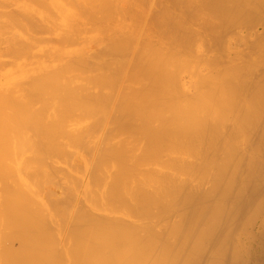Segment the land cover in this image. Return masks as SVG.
Here are the masks:
<instances>
[{"label": "bare ground", "instance_id": "1", "mask_svg": "<svg viewBox=\"0 0 264 264\" xmlns=\"http://www.w3.org/2000/svg\"><path fill=\"white\" fill-rule=\"evenodd\" d=\"M4 1L5 0H3V2ZM12 1H14L15 3L18 2L17 0H12ZM23 1L25 2V0H23ZM23 1H22V4L19 3L20 7L23 5ZM32 1H34V0H32ZM45 1H47V0L34 1L36 4L40 3L39 5L35 4V6L36 7L38 6V8L40 7V9L42 8V10L45 9V11H46V9L50 6L49 5L47 6L48 2L46 3ZM64 1H67V0H63V2ZM73 1H74V3H75V1L77 2L74 4L75 5L74 9L75 10L77 9V11L80 12V13H78V12L73 13V11H72V13L76 16V19H77V13L79 15H83V17H84V13H87V16L89 14L90 15H89V18H87V17L86 18L88 20L93 19V20H91V21H93V24L97 21V20L95 21V16L98 13H102V16L101 15L100 16L102 18L108 20L110 18L109 15L113 14L112 13L113 9H111V11L109 9L111 7L113 8V4H115L114 2L112 3L113 0L111 2L109 1L108 3H106L108 0L107 1H105V0H89V1L83 0L86 2V4H83V2H81L80 0H73ZM129 1L126 0L125 2H129ZM131 1H133V0H131ZM135 1H136V3L138 2V0H135ZM5 2L8 3L9 0H6ZM20 2H21V0H20ZM28 2L29 1H27V3ZM34 2H32V3L34 4ZM41 2L42 3L45 2L44 4H46L47 7H45V5H43ZM68 2H69V0H68ZM87 2H88V6H87ZM115 2L118 4L119 0H116ZM120 2H122V1L120 0ZM141 2H142V0H141ZM217 2H219V1H217ZM224 2H223V6H224ZM234 2L235 3L237 2L238 3L237 5L244 4L243 10L247 14V16L249 15V17H252L254 20H251L250 18H249V21L246 20L247 24L244 28L245 33H244V35H242V38H243V42H242L243 45L242 46H244V44H245L244 47L246 49V52H245L244 56L242 55V58L239 57L242 61V63L238 62V64L241 66L240 75L237 76L234 84L231 83L233 85H230V84L225 85L224 84L223 86H221V88H218L216 85L217 89L215 91L217 92V94L214 93V95H220V99L223 98L222 95L224 94V92L230 93L231 96L230 97L225 96L224 101L218 100L217 99L218 96H217L216 100L214 99L216 102V105L214 103L215 110L219 115V116L217 115V119H215V120L210 119L208 116H206L209 112L206 114L204 113L201 116L199 111L200 112L202 111V109H201L202 107L199 106L200 107V110H199L197 107L198 105L196 106V103L194 106L192 105L193 107H190L189 104L187 103L188 99L186 100V98H185L186 103H185V101H183V103L182 102L181 103L183 105L186 104L187 108L184 106L179 108V107H175V106L171 105V108H168L170 114L167 117H166V115L161 114V112H152L151 113L150 108L152 106L149 107L148 103H153L154 100L152 99L153 96L150 97L149 94L151 93V91H154V90L159 91L158 92L159 94L161 92H163V90H161V88H163V85L162 86L160 85V80L161 81L163 80L161 78L162 68L159 66L160 64L163 63L162 57L158 58L160 55L158 56V54H156L154 52H153L154 54L150 53V52L148 53L147 52L148 49H146L147 45L145 43L140 45L137 42L139 38L143 42H146L148 40V36H146L145 33H142L140 35V37L133 36V34H132L133 31L128 30L127 26H125V25L123 27L118 26L119 28L118 27L115 28L114 33H112V31L110 29V24L105 25L104 23H102V21H104V20H101V17H98L99 18V20H98L99 24H101L103 26L105 25L106 29L109 27L108 33H107V31H105V29H100L101 31L104 30L106 32V34H108V37L105 39H108L109 43L103 42L105 44L100 49L103 50V48H105L104 47L105 45L107 48L96 54L95 59H97V62H95V60H93L94 58L93 59L91 57L90 58L92 59V61H94V63H96V68L98 69V71H99V69H101V70L103 69L102 72L104 70H105V73L107 72L106 74L100 73L99 76H103L102 80L106 83L105 87L107 85L110 86L109 87L110 89L108 88L110 92H108V93L112 92L111 86L113 84L110 85L107 83H110L112 79L115 80L116 78L119 79V78L123 77V78H125L124 80L127 83L128 80L132 81V78H137V85H138V88H136L137 86L135 85L134 90H132L131 88L128 89V91L123 90L122 92H126V93L122 97L115 96V100L113 102H111V101L106 102L102 107V112L104 113V115L107 114L108 117L112 116V118H114L117 115L122 116L124 118L125 123L130 124L131 122L133 123V121L135 123L137 122V127H135L136 131H138L142 135V137L143 136L147 137L146 138L147 148H146V150L145 149H143V150H145V153L147 156V161L149 158V161H152V163H150V168H148L149 167V164H148L147 172H141L139 170H142V169L138 170V168H137V163H139L138 162L139 160L130 162L131 160H133V159H131L132 157L135 158L134 156H132L133 154L130 155V153H129L128 157L131 156L130 158H127V156H124L128 152L127 148L124 149L125 147H123L124 151L127 150L124 152L123 150H121L120 145H119L120 148H118V147L116 148V144H115L114 149L113 148L111 150L109 149L111 151L110 152V151H108V149H107L108 147L106 145V147H107L106 151L111 153V154L108 153L109 155L114 154L113 156L116 155L117 157H119V160H118L119 162L117 165L119 170L117 167H114V168H117V170L119 171L117 173H119V174H118L117 178L115 176H113L114 173H112V172H113V170H116V169L112 168L113 165H115V164L112 165L110 163L113 159L112 156H110L112 159L109 163H110V165H112V167H109L110 166L109 164H108L109 165L108 167H109V169L110 168L112 169V170L110 169L111 173H112V174L110 173V175L116 179V181L114 179L115 184H114V181H111V180H113L112 179L113 177L111 178V176H109V175L108 176L111 179L110 183L109 182L104 183V181H106V179L107 180L109 179L108 176H105L109 172H106L107 174L102 172L101 176H103V177L105 176V178L102 177V180L101 179H99V180H101L102 183L105 185L109 186V184H110V187H111V185H114V186L111 187L112 190H110V188H108L110 192L107 191L108 193H106V194L104 191H102V192H104V194H103L101 192V190H99V188L97 187L98 190L103 194V196L104 195L106 196V197L104 196L105 198L103 197V199H106L105 201H103L101 199L102 194H99L98 193L99 191H97L98 195L96 194L94 196H100L101 204L104 203V204H102V207L103 206L105 207V205L109 204L108 202L112 201L111 203L114 206L112 205L111 209L112 210L115 209V210L110 211L109 214L106 213L103 215L102 214L100 215V212L98 213V211H97V213H94V210L96 208L97 209L99 208L101 210L100 204H98L100 202L99 201V202H97L99 207H96L95 209L91 208L93 210V211H91V212H93V214H94L93 215L92 213L89 212L90 210L85 212V210H84L85 204H84V207L80 206L84 202H82L80 205L78 204L80 207H82V209H81L80 213H78V211H77L76 213H78V214L74 215L71 218L69 217L71 220L70 221L71 227H68L69 230L66 229V231L68 230L67 235H69V233H71V235L69 237L71 242L68 239V243L70 242V246L67 244L68 245L67 246L68 248H66L68 250V251H66L67 256H66V258H64V260L66 259V264H264V221H263L264 218L260 217L261 213L262 212L264 213V0H246V1L245 0H234L233 3ZM25 3H24V5H25ZM32 3L30 2L29 4H32ZM65 3H67V2H65ZM79 3H81V4H79ZM110 3L112 5H109ZM219 3H217V5ZM29 4L28 5L26 4L27 8L29 7ZM77 4H79V8H77L78 6L76 7ZM5 5H7V7H8V4H5ZM26 5H25V10L21 9L20 7L17 6L18 10L16 7V10H14V12L15 11L17 12L20 10H22V11L24 10V12H26V9H27ZM53 5L55 6V4H53ZM65 5L67 6V4H65ZM69 5L70 4H68V6ZM80 5H81V8H84V9H81ZM136 5H138V4H136ZM140 5H142V3L139 4V6ZM143 6H144V3H143ZM0 7H1L0 13L3 11L1 13L0 17L3 15L6 16L7 14H8L7 17L8 16H10V18L13 17L12 18L13 20H11V22L14 23V21H15L16 25H15V23L13 25L16 26L15 27L16 30H18L19 28L21 29L22 26H23V29L25 30L24 26L28 25L27 27H30L31 23H33L35 26L38 27L37 31H35L37 27L34 29L35 26L32 25V27H30V28H32V30L30 28H28V30H29L28 33H27V27H26L25 32L23 29H21L27 36L30 35V33H29L30 31H31V33H32V31H35L30 36H28V38L23 37V38H27V39H23L19 35L14 36L17 33H16V31L15 32L12 31L13 25L11 26L12 23L10 21H8V19L10 20V18L0 19L2 21V23L0 22V25H2V27L0 26V29H2L4 31V29H5L4 27L8 28V29H5L4 35L8 34L9 36H11L13 34L12 37H9L11 40H9V38H6V37H8V35L7 36L5 35L6 37L4 39H2L4 37V36L2 37L3 34L0 35L1 36L0 38L2 41V42L0 41L1 44L4 43L5 39L9 40V42H7V40L5 41L7 43V45H9L8 50H7L8 46H6L5 43L3 45L4 48H2L0 46V48L4 49V50L1 49L2 52H6V54L0 53V55L3 56L2 54H5L4 56L7 58L8 57L11 58V56L13 55L12 58H15V59H18V57H20V56L23 57L25 55V56H27L26 58L24 57L26 60L25 62L29 61V60H27V58L31 54L37 53L35 55H37L38 57H35L33 55H31V56H33V58H39L40 57V59L41 58L43 59L44 57L48 58L51 55V52L55 53L56 50L59 51L60 47L62 48V50L64 48H66L65 46L68 47L69 44L66 45V43L71 44L72 42H70V41H74V40H70V38L72 36L71 33L73 34V32H74L75 35L77 36L76 32H78V30H79V29H77L78 28L77 26H79V22H81L80 20H78V22L75 21L76 24L73 23L76 27V32H75V28H72L73 32L70 31L69 29H67L70 31L69 32L70 34H68V35H71V36H68V37H70V38H68V41L70 40L69 42L67 40H66L67 42L64 40L65 34L62 36V38L60 35L62 42L60 41V38H58V36H57V38L59 39L60 43H62V45H60V44H59V46L57 45L58 49H56L57 47L55 48V46H54V48H53V45L51 43L52 48H50V49H52V51L51 50L49 51L48 56H46L48 51H45V49H44L47 44L44 47L42 45L41 47H43V48L41 50H44L45 52H42L40 50L38 52H40V53L42 52V53H44V54L46 53V54L43 57H41L42 54L39 53L40 54L39 55L38 52H35L34 50L32 51V48L35 46V43H33L35 41H33L34 38H32V36H33V34H36V32L38 33V31L44 30L43 27H42L43 29L40 27L43 25L42 22H44L43 19L46 18L45 17L46 15H44L42 13V21H41V25H40V23H39L40 20H38V22L36 21V18H38L37 17L38 15L35 16L36 14H34V16H33V14H29V16H27L28 15L27 12H26V15L24 12H20V14H19V12H17V14L21 15L20 17H17V14L12 16V14H14L13 12L12 13L9 11H8L9 13L6 12V10H4V8H6V7H4V8H3V6H0ZM19 8H20V10H19ZM70 8H73L72 3H71ZM141 8H142V6H141ZM146 8H147V6H146ZM1 9H2V11H1ZM31 9H36V8H30V9L28 8L27 10H31ZM36 10L35 11L33 10V11L38 12ZM42 10H40V12H43ZM48 10H51V11H48ZM48 10H47L48 12L46 11L47 13H50L49 15L47 14L48 25L51 24V26H52L55 23V25L52 26V27H54V29H55V27H60L61 25L56 26L55 20H58V18H55V16H54V15H56L55 10H54V15L52 16L53 18L51 17V15L53 14V10L51 9V7H50V9L48 8ZM84 10L85 11L87 10V12H83ZM107 10L110 12L109 15L107 14V12H108ZM144 10H146V9H144ZM220 10L218 9V11H220ZM4 11L6 14H4ZM45 11H44V13H45ZM57 11H60V10H57ZM97 11H98V13H97ZM103 12L106 13V15L109 18L108 17L105 18L104 17L105 14ZM229 12L230 11L228 10V12L226 14H228ZM60 13H62V12H60ZM141 13H143V12L141 11ZM69 14H70V12H69ZM4 16L2 18H5ZM23 16L25 19L26 18L28 19V20L26 19L28 23L31 21L30 25L26 24V22H25L26 25H23L24 24L22 21V19H24V18H22ZM25 16H27V17H25ZM66 16H70V15H66ZM29 17H30V20H29ZM50 17L54 21L51 20V22L49 23ZM152 17H153V15L150 18H152ZM17 18L18 19L21 18L20 20L22 21V25L18 24V22L19 23H21V22H20V20H17ZM31 18H34V19H31ZM73 18H75V17H73ZM73 18H69V19H73ZM84 18H81V19L87 20ZM69 19H66L65 23L67 22V20L69 21ZM3 20L4 21L7 20L8 22L5 21L6 24L3 25ZM154 20L159 22L162 20V18L159 19V16H157L156 18H154ZM91 21H87V22L85 21L86 23L90 24V25H88L89 27H91V25H93V24L89 23ZM100 21H101V23H100ZM136 21L138 23L139 18L136 19ZM228 21H231V20H228ZM52 22H54V23H52ZM7 23L10 27H8ZM69 23H70V21L66 23V24H68L67 25L68 27L70 25ZM82 23L83 22H81V24ZM98 23L94 24V25H96L95 28L98 26V28H96L97 30H99V28H102V27H100V25ZM48 25H46V23L44 22L43 26L44 27L47 26L45 28L46 31L51 29L50 33H52V31H55L56 29H58V28H56L54 30V29L50 28V26H49V29H47ZM244 25H245V23H244ZM73 26H71V27H73ZM82 26L86 27L87 25L83 24ZM105 26H104V28H105ZM65 27H66V25H65ZM81 27H79V28H81ZM92 27H94V26H92ZM92 27L89 29H92V32H94L93 29H95V28H92ZM39 28L41 30H39ZM238 28H241V27H238ZM2 30H1L0 34L3 33ZM6 30H9V31H6ZM60 30L66 31L65 28L64 29L61 28ZM81 30H80V33H81ZM8 32L12 33V34H9ZM66 32H68V31H66ZM90 32H91V30H90ZM99 32L100 31L94 32V36H95V33H99ZM20 33H21V31H20ZM59 33L60 32L58 31V34ZM63 33H65V32H63ZM25 34L22 33V36ZM47 34H49L48 31H47ZM60 34H62V32ZM79 34H78V36H79ZM99 35H102V34H99ZM66 36H67V33H66ZM87 36H84V38ZM16 37H18L17 38L18 40L16 39ZM33 37H35V35ZM36 37H38V36H36ZM36 37L34 40L37 39ZM39 37L42 38V36H39ZM39 37H38V39H40ZM53 37H55V36H53ZM72 37H75V36H72ZM77 37H76V39L74 38L75 41L77 40ZM80 37H78V38H80ZM13 38L16 39L17 41L15 40L16 41L15 42ZM20 38H22V39H20ZM47 38H46V40H47ZM84 38H82V39H84ZM99 38L101 39V37H99ZM19 39H20V41H19ZM28 39L29 40L32 39L33 42L29 41L31 44L27 43ZM43 39H45V38H43ZM66 39H67V37H66ZM23 40H24V43H22ZM63 40L66 43L63 42ZM12 41H14V42H12ZM108 41L106 40V42H108ZM36 42H38V40ZM40 42H41V40H40ZM81 42L83 43L84 41L82 40ZM85 42H87V38L85 39ZM88 42L90 45L91 40ZM93 42H94V39H93ZM95 42H96L95 44H97V41H95ZM10 43L11 44L14 43L13 44L14 47H12L13 45H11ZM16 43H20V44L15 45ZM41 43H45V42L43 41ZM99 43H102V42H99ZM25 44L27 47L23 46ZM63 44L65 46H63ZM107 44H108V46H107ZM28 45H29V47H28ZM86 45L84 44L83 46L86 47ZM30 46L31 47L33 46V47L30 48ZM72 46L76 47V45L73 43H72L71 47ZM80 46H82V45H80ZM22 47L24 48L23 50H22ZM49 47H51V46L49 45ZM61 48H60V50H61ZM77 48L78 47H76L74 49H76V51H77ZM9 49H11V50H9ZM27 49H30L32 51V53L30 51H28ZM79 49H81V47H79L78 50ZM1 50H0V52H1ZM47 50H48V47H47ZM65 50L67 53L70 52V51L69 52L67 51L68 49H65ZM21 51H23V55H22V53H20ZM61 51L59 52V54L62 55V56H60L61 58H59V56H57L58 55L57 51H56L57 52L56 55L54 54V58L57 56L60 60H55L53 58V56H51V57L55 61H61V59H62L63 62H66V60L69 62L70 61L69 58L73 57L72 59H75L76 61L73 60L74 63H71V62H69L70 64L67 63L69 66V70H70V66H72V65H73L72 67H75L76 65L81 66L83 64L84 59L81 58V56H82L81 54H78L79 57H78V55H76L77 57H74L75 55L71 54L74 56L70 57V55L68 54L69 55L68 56L67 53L65 52L66 57H69V58H67L64 61L65 55H63L61 53ZM150 51H153V50H150ZM12 52L14 54H16L18 57L15 55L17 57L16 58L14 56V54H12ZM17 52H19V53L17 54ZM81 52H83V51H81ZM232 52H233L232 50H229L228 53L224 56L225 62L223 64V67L226 65V67L224 69H226L228 65L230 66L233 62L232 59L230 58V56H231L230 54ZM27 53H29V54L27 55ZM19 54H21V55H19ZM155 54H156V56L154 57ZM110 55H112V56H111V58H109V60L107 62V58L110 57ZM114 55H117L118 57L120 56V59L116 58L117 56L115 57ZM63 56H64V58H63ZM83 56H88V55H86V53H85V55H83ZM234 56H236V55H234ZM57 57H56V59H58ZM104 57H106V61L103 60L104 63H102L100 61V59H103ZM112 57L116 58L115 61H114V59H112ZM12 58H11V60H12ZM76 58H79V59H76ZM84 58L87 59L88 57H84ZM28 59L31 60L32 57L28 58ZM45 60L47 61V65H50V64H48L47 59H43V61H41L42 65H43V62ZM54 60H53V62H54ZM227 60L229 61V63H227ZM238 60L239 59L236 58L234 61H238ZM2 61H3V59L0 60L1 63H2ZM6 61L7 60L3 61L2 64L0 63L1 64L0 68H2V66L9 65L8 62H10V66L11 65L14 66V64H15L14 60H13L14 64L13 63L11 64L10 59L7 62ZM98 61H100V62H98ZM109 61H111L113 63L112 66H110L111 62L109 63ZM154 61H156V62H154ZM4 62H6L7 64L5 63V65H3ZM25 62H23V64H24L23 66L30 67V64L25 65ZM49 62H50V60H49ZM61 62H59V63H61ZM63 62H62V64L64 65V68H65L67 66V64L65 66V64ZM31 63H32V60H31ZM98 63L99 64L102 63V64L99 65ZM20 64H22V62L19 63V65ZM56 64H58V63L56 62ZM239 65H238V67H239ZM58 66L61 67L60 64ZM35 67H37V66H35ZM41 67L42 66L40 65V68ZM52 67H53V65H52ZM52 67H51V69H52ZM64 68L62 66V69H61L62 73H63ZM90 68H92V67H90ZM33 69H34V67H33ZM49 69L50 68H48V70ZM51 69L47 72H45L46 69L42 70L45 73L38 72V75H35V76L29 74L32 78L27 76L28 79H26V77H25L24 78L25 80L23 79V81H26V83L21 81V79H19L20 84L23 82V83H25L24 85L23 84L18 85L19 81H17V80H18V78H20L19 76H18L17 80L16 79H15V81L13 80L14 83L16 81L18 83L17 84H11L10 82H12V81H10V80H12V79L8 76L9 75L8 74V75H6V77L8 76V78H10V79H8L10 82H7L8 80L5 79V80H7L6 82L9 83L7 86H9V87L13 86V88H17V89H12L11 87L10 88L8 87L9 89L6 88L7 90H5L3 87L4 85L1 86V87H3L4 90L2 88H0V111H1V109L5 110V108H6V110L7 109L10 110L9 112L7 111V115L2 113V111L0 113V157L2 156L0 158V162L1 161L3 162L7 158V161H11V162H9V163L5 162V161L4 162L6 163V165L8 164L9 167H11L12 165L15 166V164L13 163L14 162L13 160H15L18 156V155H14V156H16L14 159V158H12L13 156L11 157V154H14V153H17V154L24 153L25 154V152L29 151L30 149L31 150L33 149L32 151L30 150L31 151L30 156L28 154L27 155L25 154V156H26L25 159H28L27 161H30L33 158H37L38 154L40 157L41 156L40 152L44 149L43 150L44 153L46 151L45 154H47L45 156V158L47 156L49 158V159L46 158L47 160L50 161V158L52 157L51 158L52 160H53V158H55L57 161L59 159V162H61V164L65 163L64 162L65 160L64 161H60V160L61 159L63 160V157H61V155H63L64 158H65V156H67L64 154V152L68 153V151H67L68 148L62 151V149H64L66 146L65 143L68 140L67 136L72 137V135H75V133H77L73 138H71V137L69 138V139H71V140H69V142H72L74 139L76 141L79 140L78 141L79 143L76 141H73L72 143L75 142L73 145L71 143H68V142H67V144L75 147V148L72 147V149H76V147L78 148L80 146V142L82 141L81 137H83L85 135L84 129H87L85 132H87L88 129L91 130L90 129L91 128L90 126H92L91 124H93V122L98 119L97 118L96 120L92 121L93 115H90L91 111H88V110H92V109H89L88 105L90 104V108H91V102L93 103L94 102L93 100L97 101L98 103H104L103 102V96L101 97L102 100L98 94H96L95 96L94 95L91 96L92 94L89 95V93H88V91L91 90V89L89 90V86H87L88 88H86L85 85L81 87L80 84L74 83L75 86L76 85L79 86V87H77V89L79 88L78 91L82 92V90H83V92L84 91L87 92L86 93L87 96L85 95V93L82 94L79 92H78L79 93V95H78L76 92V89L75 90L72 89V88H74V86H72L73 84L71 86L68 85V84H70L69 81L71 79H69L68 76H66V74H67L66 71L67 72L69 71V70H67L68 69L67 67H66V70L64 72V73H66V74H64V76H66V78H68L69 80L68 79L66 80V78H65V80L62 81L64 85L60 84V86H59L57 83H59V81H60L59 78H62L63 76L61 77L62 74L60 75L59 73L56 72L58 70L56 67L54 68V70L56 69V71L51 70ZM11 70H12V68H11ZM59 70H58V72H61ZM23 71H24V69H23ZM72 71L74 73L73 68H72ZM76 71H78V69ZM79 71L81 72V70H79ZM20 72L21 71H19V73L18 72L17 73L20 74ZM24 72L26 73L27 71L25 70ZM35 72L37 73V71H35ZM91 72H93V71H91ZM91 72H90V74H91ZM56 73L59 74V76H60L59 78H56V77H58V75L56 76ZM68 73H70V71ZM96 73L98 75L99 72H96ZM15 74L13 76H15ZM80 74H82V73H80ZM90 74H88V75H90ZM73 75L74 74L71 75V73H70L69 77L71 76L73 79ZM16 76H15V78H16ZM78 76L83 77V75H78ZM93 76H94V74H93ZM0 77H1V73H0ZM75 77H76V79L78 78L77 76L74 75V78ZM222 77H219V78H222ZM3 78H2V80L5 82V80ZM55 79H58V81H56ZM88 79L85 80V82L88 83L89 82ZM1 81H0V83H1ZM65 81H67L69 83L68 84L64 83ZM98 81L100 83L103 82L101 80H98ZM228 81L229 80L227 79V82ZM230 81H232L231 78H230ZM162 83H163V81H162ZM216 83H217V81H216ZM223 83H226V82L224 81ZM128 84H130V83H128ZM133 84H136V83H133ZM66 85H67V87L68 86L69 87L67 88ZM90 85L92 86V85H96V84H90ZM115 85L117 87V84H115ZM7 86L5 85V87H7ZM61 86H63L64 90H62ZM21 87L24 88V90H23V91H25L24 96L22 95L23 92L21 93L22 90L19 92V90H20L19 88H21ZM83 87H85L86 89L84 90ZM95 87H97V86H95ZM57 88H59V89H57ZM66 88H67V90H66ZM69 88L72 90H69ZM87 89H88V91H87ZM94 89L95 88L92 87V90H94ZM106 89H107V87H106ZM47 90H49V91H47ZM57 90H59L60 93H58ZM61 90L63 92H61ZM99 90L102 91L101 88ZM17 91H18V93H17ZM43 92H44V94L40 95V93H43ZM95 92H93V93H95ZM57 93H58V95H60L59 97L57 96ZM64 93H65V95H63ZM154 93H155V91H154ZM48 94L51 95L50 97H52V99L49 96H47ZM105 94L107 96V92ZM61 95H63V96H61ZM88 95L90 96V99L88 98ZM31 96L32 97L35 96L36 99L32 100ZM53 96L55 98L57 96L56 100L57 99H60V100L56 101L54 99L56 101V103H55V101L53 100V98H54ZM82 96L83 97L86 96L87 98L86 97L83 98ZM160 96H161V94H160ZM41 97H44V99L42 98L44 101L46 100L45 98H47V97L50 98L51 100H53V102L50 101V103H51L50 105H48L49 99H47L45 101V102L48 101L47 106H48V108L50 107L49 109H51L52 105H53L52 107H54L55 104L58 103L56 106L57 111H58V108H60V110H61V107H58V106L63 107V105H62L63 103H65L66 106L68 104H72V109L74 106L75 107L78 106L77 107L78 109L75 107H74V109H76L75 110V116L78 115L79 117L77 118V116L75 117L74 115H71V114L70 115H71L72 119L77 118V119H75V121H77V122H79V121L81 122V120H82L83 126L80 124L82 126V128L79 126V123H77L78 127H76L77 129H79L78 130L79 133L84 127L81 134H79L78 131L76 132V128L74 127V125H76V122L72 120L73 122H75V124L72 122L74 125L70 122L71 119L69 118V115H67V113L69 114V112L66 111V109H67L66 106H65L66 109L62 108L61 111H65L66 112L65 114L68 117H65L66 115L63 112H61L60 115L56 114V116H54V114L58 113V112H55L56 110L51 112V111H49V109H46L47 107H45L44 113L46 114V116L50 115L49 113L48 114L46 113L47 111H49L52 113V115L54 117L50 118L48 116L49 120H47L48 118L46 119V116H43V119H41L43 113L41 115L40 112H37L39 110L38 108L41 105L40 103H43V100H41L42 102L40 101ZM194 97L195 96L192 97L193 99L192 98H189V99L192 102H195ZM30 99H31L32 103H34L33 102L34 100L36 103H37V101H40V102H38L40 105L39 104H37L38 106L36 105L38 108L37 107L35 108V106H34L35 103L31 106L32 103L29 101ZM74 99H77V100H74ZM86 99L89 102L86 101ZM104 101H105V98H104ZM191 101H189V103H191ZM60 102H62L61 105H60ZM198 102L200 103V101H197V104H198ZM205 102L206 101H204L203 103H205ZM218 102H222V103L224 102L225 105L222 104V106H220V105H218ZM29 103H31V104L29 105ZM52 103H54V104H52ZM86 103L87 104L89 103V104L87 105ZM174 103H176V102H174ZM177 103L179 104L180 102H177ZM177 103L175 105L178 106ZM147 104H148V107L146 110H144V108ZM154 104H155V102H154ZM45 105L46 104L42 105V107ZM214 105L212 104V106H214ZM33 106H34L35 110L31 108ZM79 106L81 107V110H79ZM95 106H98V105L96 104ZM154 106H157V105H154ZM179 106H181V104H179ZM202 106H203V104H202ZM42 107L40 109L43 110ZM68 107H69V109L71 108L70 105H68ZM63 109H65V110H63ZM74 109L73 110L70 109V111H73L72 114H74ZM93 109L95 110V112L97 111L95 108H93ZM51 110H53V108ZM209 110L211 111L212 109H208L206 111H209ZM77 111H79L81 113H79ZM165 111H168V110L166 109ZM41 112H43V111H41ZM53 112H55V113L53 114ZM86 112H89V113H86ZM102 112H100V113H102ZM197 112H198L199 116H201L198 119V121L196 120L197 115H198ZM62 113H63V115H62ZM154 113H157V115L153 116ZM2 114L6 115L8 118L6 117V119H5V117ZM8 114H10L11 117L8 116ZM84 114H86V115L84 116ZM88 114H89V116H91V118L88 116ZM40 115H41V117H40ZM61 115H62V117L65 115L64 116L65 118L64 117L61 118ZM95 115L96 114H94L93 118H96ZM213 115L216 117V114H213ZM213 115H212V117H213ZM58 116H60L59 118H61L63 121L64 120H65V122L68 121V125L70 122V125L71 126L73 125L72 127L71 126L70 127L72 129H74L73 131L75 133L70 132V131H72V129L67 130L69 128L68 126L67 127L64 126L66 129L62 128V129H60V131L56 130V129L60 128V126H59L60 123H58L60 120L57 122L58 125L54 124L55 126L57 125V127H53V123L50 122V120L54 119L53 121H55V118ZM84 117H86V119H85L86 121H88V118H90L92 123L85 122V124H83L84 123L83 122ZM100 117H101V115H100ZM154 117H156V118H154ZM44 118L46 121H49L50 124H48L47 126L50 125V129L53 127L57 132H59V133L61 132L60 134H63L62 131L66 132V130H67V132L68 131L70 132V133H67L68 135H66L67 140H65V134H64V136L61 135L63 137V141L65 140L64 145H62V143H60L61 141L59 142V145L61 144V146H63L64 148L63 147L61 148V146L57 147L59 150H61V152L58 151L57 148H55V146L58 144L57 141L62 137L59 134L58 135L59 139H57V141H56L55 137L57 138V132H55L56 133V135H55L54 134L55 130L53 128L52 129L54 130L53 131L54 135H48V134L52 133L51 132L52 130L50 131V129H49L50 133L48 130H46L48 127L46 126L47 122L44 120ZM152 119H154V120H152ZM155 119H158V121L159 120L160 121L156 122ZM57 120H58V118H56V121ZM131 120H133V121H131ZM41 121L44 123H42ZM135 123H133V124H135ZM152 123H156V124L158 123V125H154V124L152 125ZM64 124L65 123H63V125ZM86 124H87V126L90 125L89 126L90 128L87 127ZM94 124H95V122H94ZM43 125L47 128L45 129L43 127ZM51 125H52V127H51ZM61 127H63L62 124H61ZM23 128H25V129L30 128V130H31L30 132L33 131V133H31L32 135L35 133V136H34L35 138H33V139H34V142H36V143L31 142L30 139H32V137H33L32 135H30L31 138L28 137V139L27 138L25 139L23 137L25 135L24 132H26L25 130H24V132L22 131ZM95 129H96V127H95ZM98 130H99V128H98ZM132 130H133V127H132ZM41 131H44V132L41 133ZM100 131H99V134H100ZM136 131L134 133H137ZM45 132L47 134H45ZM38 133H39V135H38ZM91 133H89V134H91ZM126 133H128V131ZM43 135H45V136H43ZM91 135H93V134H91ZM130 135H131V133H130ZM48 136L49 137L52 136V138L55 140V141H53V139H52V142H57L56 145H55V143H53L55 146H53L51 144V147L49 148V146H50L49 142H51V138L49 140H46V138L48 139ZM135 136H134V138H135ZM137 136H139V135H137ZM43 138H44V141L46 140L49 142L47 143L45 141L46 143L41 144V143H43V141H42ZM91 138L89 137V140ZM94 138H93V141L95 140ZM118 138L119 137H117L116 139H118ZM127 138H130V136ZM40 139L42 142L38 141ZM87 139H88V136H87ZM96 139H97V137H96ZM137 139H138V137H137ZM93 141L91 140V142H93ZM94 142H96V141H94ZM109 142H111V141H109ZM120 142H122V140ZM124 142H127V141H124ZM136 142H135V144H136ZM39 143L42 145L41 147L43 149L38 147ZM112 143H114V142H112ZM91 144L93 145V143H91ZM140 144H141V142H140ZM87 145H89V144H87ZM117 146H118V144H117ZM141 146H143V145H141ZM141 146H138V151L141 149V148H139ZM67 147H70V146H67ZM93 147H94V145H93ZM111 147H113V146H111ZM130 147H132V146H130ZM35 148L37 150H36L35 154H33L35 157H33L32 152L35 151ZM134 148H136V146ZM38 149H41V151L39 152ZM54 149H56L57 152ZM72 149H69L70 153H71L70 150H72ZM43 151H42L43 155L40 157V160L44 159L43 160L44 162L43 161L42 162L45 164L44 167L46 166V170L43 167L40 169V167L38 166L39 169L37 168L36 169L37 172H36V170L34 168H35V166L37 167V165H35V163L40 164V162H38L39 159L37 158L38 160H34V162L32 160V162L31 161L29 162L30 163L29 165H31L32 167L35 165L34 168H32L31 166L29 167L27 165L30 169L27 168V166H26L25 168H27V170L26 169H25V171L23 170L24 172H26L28 170L33 169L32 172L35 170L34 173H31V171H28L29 174H27V172L23 173L21 170L24 169L23 168L25 166L24 164L25 163L27 164L28 162L23 163L20 161L21 163H23L21 166L22 169L19 168V169H21L20 172H22L24 174L22 176H24L25 178H26L25 174L27 175V180L29 179L28 180L29 183H31V181L34 180V182H36V184H37L38 178L35 177L36 180L33 178L35 176L34 174H36V173H37L36 176L39 177L41 174H44V175H42V177L45 176L44 178H46V175H48L51 171L55 172V170L59 169V171L58 170L57 171L62 172V170H64V168H68V167H66V165H65V167L64 166L61 167V166L57 165V167H56V163L54 160L53 161L51 160L53 163H51V161H50V163L52 165L50 163H48L49 161L46 162V160L44 158ZM48 151H53V152L55 151L56 153H59V156H58L59 158L56 157L57 156L56 153H53V152L51 153L53 155L56 154V156L53 157V155H50L48 153ZM72 151H74V150H72ZM141 151H142V149H141ZM136 152H137V150H136ZM89 153L91 154V152H89ZM85 154H88V153H85ZM140 154H141V152H140ZM143 154L144 153H142V155ZM156 154H158L160 156L157 157ZM7 155L8 156L10 155L9 156L10 160L8 159ZM104 155H106V154H104ZM3 156H5L6 158ZM25 156L22 155V158ZM123 156H124V158L128 159L127 163L125 160H123L124 159ZM100 157H102V155ZM110 157H106V158L108 159ZM156 157H157V160H156ZM2 158L3 159L5 158V159L3 160ZM29 158H31V159H29ZM103 159H104V156H103ZM141 159H143L144 162H147L144 160L145 157L143 158V156H142ZM66 160H67V158H66ZM115 160H117V158ZM35 161H37V162H35ZM129 162H130V165L128 164ZM3 163H1V164H3ZM32 163L34 165H32ZM54 163H55V165H53ZM87 163L88 162H86V164ZM1 164H0V175L1 176L3 175L2 177H4L6 179V181L9 178H11L13 180L12 176H15L14 180H16V182L13 181L12 183H15L16 185L11 183L12 180L10 181V179H9V181L6 182L4 180V178H2L0 176V178H2L0 180L4 181V182L0 181V186H1V183L3 186V188L2 187L0 188L1 189L0 192H2L4 194V195L2 194L3 195L2 196L0 193V197L2 196V198L0 199V204L2 205V206L0 205V208H2V209H0V233H1L0 235L2 237V238H0V264H57V258H56L57 250H56V252L54 251L56 254L51 251V249L54 250V248H57V243L55 245L56 247H54L53 245H49L50 244L49 241L52 238V234H49L50 231L47 232L48 230L46 228L48 227V225L45 224L46 220H45L44 216L47 217V215H48L47 213H49V211L42 210L41 212L44 211L46 214V215L44 214V216H43L42 215L43 213H40V211L37 210L38 209L37 207H39V206L41 207V205L39 204V201L37 202L38 199H36V200L34 199L35 202H33V199H31L33 196L30 198L29 195H31V194L27 190V188H29V187L24 188V186L27 185L26 181H25V185L23 186L22 189H26L27 193L22 192L23 190L21 192H15L17 190L16 187L21 189V186H22V182H21V184H19L17 186V184L20 183V182L17 183V181L19 180L18 177L20 175L18 174L19 176L17 178H16V175H13V174H15V171H13L14 168H12L13 166L11 167L13 170H11V168L9 169L8 166H7V169H8L7 171H5L6 168L4 170H2V167H4L5 164H3L2 167H1ZM83 165H82V171L84 168L87 169V166L83 168ZM41 166H42V164H41ZM48 166H52V167H49V169L50 168L52 169L53 166H55V169L53 168L54 170H51V169L48 170V168H47ZM98 166H100V165L98 164ZM139 166H142V165L139 163ZM146 166H147V164H146ZM142 167H143V170H144V168L146 170L145 165H143ZM43 169L45 170V172ZM60 169H61V171H60ZM106 169H107V167H106ZM40 170H42L41 174L39 173ZM99 170H101V169H99ZM104 170H105V167H104ZM110 170H108V171H110ZM3 171H5V172H3ZM9 171L11 173V176L9 175V176L5 177L4 175L10 174ZM136 171L139 173L137 175H134V173H136ZM46 172H48V174ZM71 172L72 171H70V173ZM79 172H81V171H79ZM22 173H20V174H22ZM56 173H55V176H56ZM127 173L129 175L124 177ZM131 173H132V176L130 175ZM58 174H61V173H58ZM75 174H73V175H75ZM98 174H100V173H98ZM29 175H32V177H30ZM76 175L78 177V173ZM28 176L30 178H28ZM53 176H54V173L51 175V178H49L50 176L47 177V179L49 180L48 182H50V179H52ZM55 176L53 177V179H54L53 181H55ZM57 177H59V179H60V175L56 176V179H58ZM123 177L126 180L122 179ZM44 178H43V180L45 181L46 179H44ZM59 179L57 180V184L58 183L63 184V181L60 182ZM86 179H87V175H86ZM119 180H121V181H119ZM80 181H81V179H80ZM101 181L96 180V182H101ZM5 182H6V184H5ZM8 182H10L11 185H9ZM34 182H32V183H34ZM84 182H85V180L83 181V183ZM3 183H4V185H3ZM32 183H31V186L33 185ZM40 183H41V181H40ZM45 183H46V181H45ZM45 183H43V184L45 185ZM74 183H76V182H74ZM106 183H108V184H106ZM71 184L72 183H70L69 185H71ZM103 184H100V185L103 186ZM14 185L16 187L13 188ZM66 185H67V183H66ZM97 185H99V183ZM100 185H99V187H100ZM39 186L37 185V189L39 190L38 192L39 193L41 192V194H42L43 190L40 191ZM71 186H70V188H71ZM4 187H6V188H4ZM32 187H34V186H32ZM55 187H56V184H55ZM67 187H69V186H67ZM104 187H106V186H104ZM59 188H60V186H59ZM87 188H88V185H87ZM2 189L3 190L5 189V190L2 191ZM62 189H64V188L62 187ZM94 189H96V188L94 187ZM100 189H102V187H100ZM13 190H14L15 194H14V192L12 193ZM103 190H104V188H103ZM18 191H20V190H18ZM33 191L36 192V193L32 192L35 195L38 193L37 190L35 191V189ZM63 191L64 190H62V192ZM84 191L83 192L81 191V192L84 193ZM59 192H61L60 189H59ZM64 192L66 193L68 191H64ZM69 192H70V190H69ZM89 192H90V190H89ZM112 192L114 193V195ZM22 193L25 194L26 196L24 195V197L21 198ZM87 193H88V191H87ZM94 193H96V192H93V194ZM111 193H112L114 199L112 197V199H113L112 200L111 196L109 195V198L111 199V200L109 199L110 200L109 201V200H107V198H108V194H111ZM20 194H21V196H20ZM41 194H39V195L41 196ZM62 194H64V193H61V194L59 193L60 196ZM90 194H92V193H90ZM17 195L20 196L21 200L19 199V196H17ZM27 195L29 196V198L27 197ZM65 195H68V193ZM71 195L72 194H70L69 196H71ZM79 195L81 196V194H79ZM84 195L86 196V194H84ZM69 196H66L65 201H63L65 198L64 195L61 196V198L64 197L62 199V201L63 202H66V200L69 201V199H70V198L68 199ZM80 196L78 199H80ZM15 197H16V199H15ZM25 197L28 200L29 199L32 200V201L29 200L31 203L33 202L34 204L37 205V206L35 205L36 207L33 205L36 208V211H33V210H35V208H33L31 203H30L31 204L30 205L26 201ZM56 197H58V196L56 195ZM92 197L93 196L91 195V199H92ZM54 198H55V196L53 197V199ZM98 198H96V199H98ZM88 199H89V195H88ZM93 199H94V197H93ZM1 200H2V202H1ZM41 200H42V198H41ZM46 200L48 201V199H46ZM55 201H53V202L56 203ZM93 201L91 202V206L93 204ZM96 201H98V200H96ZM113 201L116 203L117 206H115V203ZM63 202L60 203L61 207L59 206V208L58 207L54 208L53 206L52 207L55 210L60 209L61 214L58 213L59 211L57 212V214L62 215V217H63L62 221L65 223L64 218H66V217L64 216V214H66V216H67L70 211L68 212L67 207L64 205L66 207V208H63V209H66V211L64 213V210L61 209ZM71 202H73V200H71ZM86 202H87V200H86ZM69 203L70 202H68V204ZM79 203H80V201H79ZM45 204H46V206H48L46 202H45ZM30 206H32V208ZM49 206H48V208H49ZM94 206H96L95 202H94ZM87 207H88V205H87ZM69 208L70 207H68V210H69ZM77 208H79V207H77ZM106 208H107V206H106ZM39 210H40V208H39ZM83 210H84V212H83ZM102 210H103V208H102ZM46 211H47V213H46ZM62 211H63V214H62ZM66 212H68V213H66ZM53 213L54 212L51 213L53 216L56 215V213H54V214ZM96 214H99V215H96ZM58 215L56 216V220H60L59 221L60 224H58V223H56V224H58L60 227H62L64 225V223L61 221V219L57 218ZM52 222H53V219H52ZM55 222H53V223H55ZM61 222H62V225H61ZM48 223H49V220H48ZM68 225H69V222H68ZM45 226H47V227H45ZM53 229L55 231V228H53ZM50 230L52 231V229H50ZM54 231H52L53 235L55 234ZM60 232H59V234H60ZM44 235H45V237H44ZM46 235H51V237L49 238V236H48V239H47ZM65 235H66V233H65ZM65 235H64V238L66 240L67 237ZM53 238H56V236L55 237L53 236ZM56 239H53L54 241L52 240L51 244H55L54 242ZM14 240L15 241L17 240L16 241L17 246L13 245V242H15ZM45 240L47 241L46 245L47 246L49 245L48 246L49 248L47 250L45 249V248H47L45 243H44ZM65 240H63L62 242H64ZM5 242H7V245H5ZM64 243L66 244V241ZM64 243H63V245H64ZM12 245L16 249H14ZM50 246H51V248H50ZM52 246L54 248H52ZM63 250H65V249H63ZM60 252H62V250ZM68 252H70V253H68ZM62 255H63V253H62ZM60 258H62V257H60ZM64 260H62L63 264L65 262ZM59 261H61V260H59ZM67 261H68V263H67Z\"/></svg>", "mask_w": 264, "mask_h": 264}, {"label": "rangeland", "instance_id": "2", "mask_svg": "<svg viewBox=\"0 0 264 264\" xmlns=\"http://www.w3.org/2000/svg\"><path fill=\"white\" fill-rule=\"evenodd\" d=\"M6 1V0H5ZM3 2V0H0V6H3V8L4 7H6V8H4V10H6V12H13L14 14H12V16L13 15H15V14H17V12H19V14H20V12H24V10H25V5L27 4H29L30 2L32 3V2H34V1H40V0H34V1H32V0H27V1H29L28 3H27V1L25 0V2L23 1V0H21V2H20V0H17L18 2H14V1H10L9 0V2L8 3H6V2ZM22 1H23V5H24V3H25V5L23 6H21L20 7V4H22ZM42 1V0H41ZM44 1V0H43ZM73 1V0H72ZM71 0H69V2H68V0L67 1H64L63 2V0H47V1H45L46 3H47V6L49 5L50 7H51V9L53 10V14L51 15V17L54 15V10H55V14L57 15H54L55 16V18H58V20H55L56 21V26H60V27H55V29L56 28H58V29H54V27H52V26H54L55 25V23L54 22H52V23H54V25H52L51 26V24H49L48 25V18H47V14L49 15L50 13H47L48 11H51V10H48V8L50 9V7H48L47 9H46V11H45V9H43L42 10V8L40 9V7L38 8V6L36 7L35 6V2H34V4L32 5V4H29V9L30 8H36V9H31V10H27L28 8H27V5H26V12H27V16H29V14H33V16H34V14H36L35 16H37L38 18H36V21L38 22V20H40V25H41V21H42V13L44 14V15H46L45 17L46 18H44L43 19V21L46 23V25H48V28L47 29H49V26H50V28H52V29H54L55 31H52V33H50V30L51 29H49V30H47L48 32H49V34H47V31H46V27L47 26H43L44 25V22H42L43 23V25L40 27V28H44V30H41L40 28H39V30H41V31H38V33L36 32V34H33V36L35 35V37L36 36H42V38H40V39H38V37H36L37 39L36 40H34L35 39V37H33L32 36V38H34L33 39V41H35V42H33L32 41V39H28V42L27 43H29V44H31L30 42H33V43H35V48L33 47H31L30 46V48H32V51L34 50L35 52H38L39 50L40 51H42V52H45V51H48V53H47V55L46 56H48V54H49V51L51 50L52 51V49H50V48H52V45H53V48H54V46H55V48L57 47V45L59 46V44L60 45H62V43H60V41L62 40L61 38H62V36L65 34V37H64V40L66 41H68V38H70V37H68V36H75V37H72L71 36V38H70V40H74V41H70V42H72L73 44H75L76 45V47H81V49H79L78 50V48H77V51H76V49H74V48H76L75 46H72L71 47V45H72V43L70 44V43H66L64 40H63V42H65L66 43V45L67 44H69L68 45V47L67 46H65L64 44H63V46H65L66 48H64L63 50H62V48H61V50H60V48H59V51L58 50H56L55 51V53L54 52H51V55L47 58V57H44L43 59H47L48 60V64H50V65H47V61L45 60L44 62H43V65H42V62L41 61H43V59L41 60L40 59V57L39 58H33V56H35V57H38L37 55H35V54H37V53H35V54H31V55H33V56H31L32 57V63H31V60L30 59H28V58H31L30 56L27 58V60H29V61H27V62H25L26 60H25V58L27 57V56H23V57H18L16 54H14L13 52H12V54H14V56L16 55L17 57H18V59H15V58H12V56H11V58H12V60H11V58H7V57H5L4 55L6 54V52H2V50H4V49H2V48H4L3 47V45H4V43L6 44V46H8L7 47V50H8V48H9V45H7V43L5 42L6 40H7V42H9V40H11L9 37H12V33H9V34H12L11 36H9L8 34V37H6L5 35H4V31H5V29H8V28H6V27H4L5 29H4V31L2 30V29H0V32H1V30L3 31V33H1L0 35H2V39H4L5 37L6 38H9V40L8 39H5L4 40V43H2L1 44V38H0V46L2 47V48H0V50H1V52L0 53H5V54H2L3 56H1L0 55V58L1 59H3V61H5V60H9L10 59V61H11V64L13 63V60L15 61V64H14V66L13 65H11L10 66V62H8L9 63V65H7V66H2V68H0V73H1V77H0V81L2 80V78L5 76L6 77V75H8L12 80H10V81H12V82H10L8 79H10V78H8V76L5 78H3L4 80L5 79H7V80H5V82L2 80L1 81V83H0V88H2L3 89V87H4V89L5 90H7V89H9L10 87L12 88V89H17V88H13V86H7L9 83H7V82H10L11 84H17L18 82L17 81H19V79H21V81H23V79L26 77V79H28V77H31L30 75H33V76H35V75H38V72H41V73H45V72H47V71H49L50 69H51V67H52V65H53V67L55 68H57L59 71H61V69H62V66H63V68H64V65L62 64V62H63V60L61 59V61H55V60H60L59 58H61L60 56H62V55H60L59 54V52L61 51V53L63 54V55H65V58H64V56H63V58H64V61L67 59V58H69V57H66V50L65 49H68L67 51L69 52V53H67V55L69 54L70 55V57L71 56H74V57H77L76 55H78V54H81L82 56L83 55H85V53H86V55H88V56H81V58H83L84 59V62H83V64L81 65V66H75V67H72V66H70V70H69V66H68V64L67 63H69V62H71V63H74V61H76L75 59H72L73 57H71V58H69L70 59V61L68 62L67 60H66V62H63L64 64H65V66H66V64H67V70H69L70 71V73H71V75L72 74H74L75 76H77L78 78L76 79V77L74 78V75H73V79H72V77L70 76L69 77V74L70 73H68L67 71H66V73H64L65 72V70H66V67L64 68V70H63V73H62V71L61 72H58V70L56 71V69L54 70V68L52 67V69L51 70H54V71H56L57 73H59L60 75H61V77L62 78H59L60 76H59V74H57L56 73V76L58 75V77H56V78H59L60 79V81H59V83H57L59 86H60V84L61 85H64L63 84V82L62 81H64L65 80V78H66V76H68V78L69 79H71L69 82H70V84H68L69 82H67V81H65L64 83H67L69 86H71L72 84V86H74V88H72L73 90H75L76 89V92H77V94L79 95V93H85V95L87 96V92L86 91H84L83 92V90H82V92H80V91H78V89H77V87H79L78 85H76L75 86V84H80V86L82 87V86H86V88H88L87 86H89V90L90 91H88V89H87V91H88V93H89V95H91V96H95L96 94H98L99 95V97L101 98L102 96H103V102L104 103H98L97 101H95V100H93L94 102V104L96 105H98V106H95L92 102H91V108H90V104L88 105L87 103V105L89 106V109H92V110H88V111H91L90 113V115H93V117H94V114H96L95 115V117L96 118H93L92 117V121L93 120H96L97 118V120L96 121H94L95 122V124H94V122H93V124H91L92 126H87V124H86V126L87 127H89L91 130H89L88 129V131L87 132H85L87 129H84V127H83V129L85 130L84 131V133H85V135L83 136V137H81V140L83 141H81L80 142V146L77 148L76 147V149H72V147L73 148H75L74 146H72L74 143H72L73 141H76V140H74L73 139V141L72 142H69V140H71V139H69L71 136H67V138H68V140L66 139V135H68L67 133H72V132H74L73 130L74 129H72L71 127L75 124V122H76V125H74V127L76 128V127H78L77 125V123H79V126L82 128V120H81V122L79 121V122H77V121H75V119H77L79 116L78 115H76L77 116V118H71V115H74L75 116V110L76 109H74V107H73V109H74V114H72L73 113V111H70V109L71 110H73L72 109V104H68V105H70V109H69V107H68V105L66 106L65 105V103H63L62 105H63V107L62 106H58V107H61V110H62V108H65L66 109V107H67V109H66V111L67 112H69V114L67 113V115H69V118L71 119L70 120V122L72 123L73 121H75V122H73L72 124V126L70 125V122H69V125H68V121H66L65 122V120L63 121L61 118H63L66 114V112L65 111H61L60 110V108H58V111H57V104H55V106L54 107H52L51 106V109L53 108V110H51V109H49L48 108V106H47V102H45L47 99H49V104L48 105H50L51 103H50V101L51 102H53V100L55 99L56 100V98H57V96L59 97L60 95H58V93H60V91L59 90H57L58 91V93H57V96H56V98L54 97L53 98V100H51L52 99V97H50L51 95H47V96H49L50 98H45L46 100L44 101L43 99H44V97L46 96H44V97H41V99H40V101L41 100H43V103H38V102H40V101H37V103L35 102V100L33 101L34 103H32V101H31V99L33 100V99H36L35 98V96H31L32 98L29 100L31 103H29V105L31 104V106L34 104V106H35V108L38 106L37 104H39L40 105V107L38 108L39 110L37 111V112H40V114L42 115V113H43V115H42V118L41 119H43V116H46V114L44 113L45 111H44V108L45 107H47L46 109H49V111H55V112H58V113H55V112H53V114H54V116H56V114H58V115H60L61 114V112H63L65 115L62 117V115H63V113H62V115H61V118H59L60 116H58V117H56V118H58V120L56 121V118H55V121H53L52 119L50 120V122H52L53 123V127H57V125H58V123H60L59 124V126H60V128L59 129H56V130H59L60 131V129H62V128H65L64 126H68L69 128L67 129V130H70V129H72V131H68L67 132V130H66V132L65 131H62L63 132V134H60L59 132H57L53 127H52V125H51V127L55 130H53L52 128L50 129V125L49 126H47L48 124H50L49 123V121H46L45 120V118H44V120L47 122V124H46V126L48 127H45L44 125H43V127L46 129V130H48L49 131V129H50V131L52 132V133H50V131H49V133L50 134H48V135H56V133L55 132H57V138L55 137V139H56V141H57V139H59L58 138V135L60 134V136L61 135H63L64 136V134H65V140H67L66 141V146H65V148L63 147V146H61V144L59 145V142L60 143H62V145H64V141H63V137L62 138H60L57 142H58V144L56 145V143L57 142H52V136H48V139L46 138V140H49L50 138H51V142H49V141H46L47 143L49 142L50 144V146H49V148L51 147V144L53 145V146H55V148H57V147H59V146H61V148L63 147L64 149H62V151L63 150H65V149H67L68 148V153H65L64 152V154L65 155H67V156H65V158H64V156L63 155H61V157H63V160L61 159L60 161H64L65 163H62L61 164V162H59V159H58V161L55 159V158H53V160L55 161V163H56V167H57V165H59V166H61V167H65V165H66V167H68V168H64V170H62V172H58L59 171V169H57V170H55V172H53V171H51L49 174H48V172H46L48 175H46V178H44V177H42V175H44V174H41L42 173V170H40L39 171V173L41 174L39 177L38 176H36L37 175V173L36 174H34L35 176L33 177L35 180H36V178H38L37 179V184H36V182H34V180L33 181H31V183L32 182H34V183H32L33 185L32 186H36L35 188L34 187H32L31 186V183H29L28 182V180H27V175L25 174V176H26V178L24 177V176H22V175H24L23 173H26L27 172V174H29L28 173V171H31V173H34V171L38 168L39 169V167H40V169L43 167V168H45V170H46V166L44 167V159L42 160H40V157L43 155L42 154V151L44 150L41 146V144H44V143H46L45 141H44V138H43V143H39V145H38V147H40V148H42L43 150L41 151V149H38V151L41 153V156L39 157V154H38V156H37V158L39 159H37V158H33V157H35L33 154H35V152H36V148H35V151L34 152H32V160H33V162H34V160H38V162H40V164H36L35 163V165H37V167L32 163V165H34L35 166V168H34V166L32 167L31 165H29L30 163V161L32 162V160H30V161H27L28 159H25L26 158V156H25V154L27 155H29L30 156V154H31V151L33 150H29V151H26L25 152V154L24 153H22V154H17V153H14V154H11V157L12 158H14L15 159V157L16 156H14V155H18L17 156V158L15 159V160H13L14 162V164H15V166L14 165H12L11 167L12 168H14V170L11 168V167H9L8 166V164L6 165V163L5 162H11V161H7V158L5 157V156H3V157H5L6 158V160H4L3 158V160L5 161H1L0 162V164L1 163H3V164H5L4 165V167H2L3 166V164H1V167H2V170H4L5 168V171H7L8 169H7V166L9 167V169L11 168V170H13V171H15V174H13V175H16V178L18 177V181H17V183L18 182H20V183H18L17 184V186L19 185V184H21V182H22V186H21V189H19L18 187H16L15 185V183H12L13 181L14 182H16V180H14V177L15 176H12L13 177V180L11 179V178H9L10 179V181H11V183L12 184H15L14 186H13V188L14 187H16V191L15 192H21L22 190V192H25V193H27L26 191L28 190V192L31 194V195H29L30 196V198L31 199H33V202H35L34 201V199L36 200V199H38L37 200V202L39 201V204L41 205V207L39 206V207H37L38 209V211H40V213H43L42 215L44 216V214H45V210H47V211H49V213H47V211H46V213L48 214L47 215V217L46 216H44L45 217V224L46 225H48V227L50 228V229H52V231H54V229L53 228H55V231H54V235H53V232L47 227V226H45V227H47L46 229L48 230H46L47 232H49L50 231V233L49 234H52V238H53V236L55 237L56 236V238H53V239H56L55 240V244H51V241L53 240L52 238H51V240L49 241V245H53L54 247H56L55 245H56V243H57V248H54L53 246H52V248H54V250H52L51 249V251L53 252V253H55L56 252V250H57V255H56V258H57V264H59L60 262V264H63L62 262V260H64V258H66V256H67V252L66 251H68L66 248H68L67 246L69 245L70 246V242H71V240H70V235H71V233H69V235H67L68 234V227H71V223H70V218L71 217H73L74 215H76V214H78V213H80V211H81V209H82V207H84V204H85V208H84V210H85V212H87L88 210H90L89 212L90 213H92L93 214V212H91V211H93L92 209H95L96 207H99V205L98 204H100V208H101V210L98 208H96L95 210H94V213H97V211H98V213L100 212V215L102 214H109L110 213V211H113V210H115V209H111V207H112V201H110L111 199H112V197H113V195H114V193H113V195H112V193L111 194H108V198H107V200H109L110 198H109V195L111 196V199L109 200L110 202H108L109 204L108 205H105V207L103 206L102 207V204H104V203H102L101 204V199L103 200V201H105L106 199H103V197L105 196H103V194H104V192H105V194L106 193H108L107 191H109V189L108 188H110V190H112L111 189V187H113L114 185H111V187H110V184H109V186L108 185H105V184H103L102 183V177L103 176H101V174H102V172H104V173H106V172H109L107 175H105V176H111L110 175V173H111V170L109 169V167H112V165L113 164H115V165H113V167L112 168H114V167H117V165H118V160H119V157H117L116 155L115 156H113L114 154H112V155H109V154H111V153H109L108 151H110L112 148L114 149L115 147V144H116V148L118 147V148H120V146H121V150H123L124 151V149H128V152L124 155V156H127V158H130V157H128L129 156V153H130V155H132V156H134L135 158H131V159H133V160H131L130 162H132V161H136V160H139L138 162L143 166V165H145V167H146V170H145V168H144V170H143V167L142 166H139V163H137V168H138V170L139 169H142V170H139V171H141V172H147V169L148 168H150V163H152V161H149V158H148V161H147V156H146V153H145V150H146V148H147V141H146V138L147 137H145V136H143L142 137V135L138 132V131H136V128L135 127H137V122L135 123L133 120H131V121H133V123H135V124H133L132 122L129 124V123H125L124 122V118L122 117V116H119V115H117V116H115L114 118H112V116H107V114L106 115H104V113L102 112V107H103V105L106 103V102H109V101H111V102H113L114 100H115V96H120V97H122L126 92H122L123 90L124 91H128V89H132V90H134V88H135V85L137 86L136 88H138V85H137V78H132V81H127V83H126V81L124 80L125 78H119V79H117L116 77V79L114 80V79H112L111 80V82L110 83H107V84H110V85H112L111 86V88H112V92L111 93H108V92H110L109 91V85H107L106 87H107V89H106V87H105V85H106V83L102 80V77L103 76H99L100 75V73H102V74H106L105 73V70L102 72V70L101 69H99V71H98V69L96 68V63H94V61H92V59L93 60H95V62H97V59H95L96 57V54L98 53V52H100V51H103L104 49H106L107 47H106V45L104 46L105 48H103V50L102 49H100V48H102L103 47V45L105 44V43H109V41H108V39H105V38H107L108 37V34H106V32L105 31H107V33H108V28L106 29V26L105 25H109L110 24V29H111V31H112V33H114V29L115 28H117L118 26L119 27H123L124 25L125 26H127V29L128 30H130V31H133V36H137V37H140V35L142 34V33H145L146 34V36H148V40L146 41V42H143L140 38L138 39V43L140 44V45H142L143 43H145L146 45H147V47H146V49H148V53L150 52V53H156V54H158V58H161L162 57V60H163V63L162 64H160L159 66L162 68V75H161V78L163 79L162 81H163V83H162V81L160 80V85L162 86L163 85V88H161V90H163V92H161L160 94H161V96H160V94L158 93L159 91H156V90H154L155 91V93H154V91H151V93L149 94V96L150 97H152L153 96V100H154V102H155V104H154V102L153 103H148L149 104V107H151L150 108V110H151V113L152 112H161V114H164V115H166V117L170 114L169 113V109L168 108H171V105H173V106H175V107H182V106H184V107H186V104H182L183 103V101H185V103H186V100H187V103L189 104V106L190 107H193L194 105H195V103H196V106L198 107V109L200 110V107H202L201 109H202V111L200 112L199 111V113H200V115L202 116V114H206V113H208L206 116H208L210 119H213V120H215V119H217V115H218V113L216 112V110H215V105H216V102H215V100H216V98H217V96H218V100H220V101H224V97L225 96H231V94L230 93H225L224 92V94L222 95V97L223 98H221L220 99V95H214V93H216L217 94V92L215 91L216 89H217V87L218 88H221V86H223L224 84L225 85H228V84H230V85H233L234 83H235V79L237 78V76L238 75H240V72H241V66L238 64V62H241L242 63V61H241V59L240 58H242V55L244 56V54H245V52H246V49H245V44H244V46H242L243 45V38H242V35H244V33H245V30H244V28H245V26H246V20L247 21H249V18L251 19V20H254L252 17H249V15L247 16V14L245 13V11L243 10L244 9V4H239V5H237L238 3L236 2H234L233 3V1L234 0H142V2H141V0H138V2L136 3V1L135 0H133V1H129V0H127V1H129V2H125L124 0H121L122 2H120V0H119V2H118V4L113 0H105V1H107L106 3H108L109 1L111 2L112 1V3L114 2L115 4H113V8L111 7L109 10L111 11V9H113V11H112V15H109L110 14V12L108 11L107 12V14L109 15V17L106 15V13H104L105 14V18L106 17H108L107 19L108 20H106V19H104V18H102L101 16H102V13H98V11H97V17L95 16V21L98 23V20H99V18L98 17H101V20H104V21H102V23H104L105 25V28H104V26L103 25H101V24H99L100 25V27H102V28H99V30H97L96 28H98V26L95 28V26L96 25H94V24H97L96 22L93 24V21H91V20H93V19H87V18H89V15L87 16V13H84V17H83V15H79L78 13H80L79 11H77V9L75 10L74 9V4L75 3H77L76 1H75V3H74V1L72 2ZM81 2H83V4H86V2L85 1H83V0H80ZM89 1V0H88ZM104 1V2H105ZM135 1V2H134ZM217 1H219V2H217ZM225 1V2H224ZM232 1V2H231ZM246 1V0H245ZM3 2V3H2ZM44 2V3H45ZM65 2H67V3H65ZM72 3V5H73V8H70L71 7V3ZM85 2V3H84ZM124 2V3H123ZM223 2H224V6H223ZM8 4V7H7V5H5V4ZM20 3V4H19ZM42 3V2H41ZM44 3H42L43 5H45V7H47L46 6V4H44ZM55 4V6L53 5V4ZM67 4V6L65 5V4ZM127 3V4H126ZM138 4V5H136V4ZM142 3V5H140L139 6V4H141ZM143 3H144V6H143ZM217 3H219L218 5L220 6H218L217 5ZM222 3V4H221ZM2 4V5H1ZM12 4V5H11ZM40 4V3H39ZM39 4H36V5H39ZM68 4H70L69 6H68ZM79 4H81V3H79ZM79 4H77L76 5V7L77 8H79ZM95 4V3H94ZM148 4V5H147ZM215 4V5H214ZM53 5V6H52ZM109 5H112L111 3L109 4ZM127 5V6H126ZM233 5V6H232ZM20 7L21 9H24L23 11L22 10H20V8H19V10L20 11H15L14 12V10H16V7ZM42 6V5H41ZM86 6V5H85ZM87 6H88V2H87ZM141 6H142V8H141ZM146 6H147V8H146ZM218 6V7H217ZM18 7H17V10H18ZM23 7V8H22ZM43 7V6H42ZM75 7V8H76ZM84 7V6H83ZM233 7V8H232ZM1 8V7H0ZM44 8V7H43ZM58 8V9H57ZM80 8H81V5H80ZM225 8V9H224ZM228 8V9H227ZM235 8V9H234ZM81 9H84V8H81ZM144 9H146V10H144ZM218 9L220 10V11H218ZM227 9V10H226ZM12 10V11H11ZM36 10V11H38V12H34V11ZM40 10H42L43 12H40ZM57 10H60V11H57ZM63 10V11H62ZM69 10V11H68ZM223 10V11H222ZM228 12V10L230 11L228 14H226L227 12ZM1 11H2V9H1ZM29 11V12H28ZM44 11H45V13H44ZM72 11H73V13H76V12H78L77 13V19H76V16L72 13ZM81 11V10H80ZM89 11V10H88ZM141 11L143 12V13H141ZM153 11V12H152ZM3 12V11H2ZM1 12V13H2ZM8 12V13H9ZM26 12H24L25 13V15H26ZM31 12V13H30ZM33 12V13H32ZM60 12H62V13H60ZM65 12V13H64ZM69 12H70V14H69ZM83 12H87V10L85 11H83ZM225 12V13H224ZM1 13H0V15H1ZM68 13V14H67ZM96 13V12H95ZM4 14H6L5 13V11H4ZM19 14H17V17H20L21 15H19ZM70 15V16H66V15ZM86 14V15H85ZM103 14V15H104ZM143 14V15H142ZM8 15V14H7ZM7 15L6 16H4L5 18H2L3 16H1L0 17V19H6V18H10V16H8L7 17ZM11 15V14H10ZM23 15V14H22ZM43 15V16H44ZM101 15V16H100ZM153 15V17L152 18H150L151 16ZM11 16V17H12ZM27 16H25V17H27ZM59 16V17H58ZM157 16H159V19H161L162 18V20L161 21H156V20H154V18H156ZM32 17V16H31ZM49 17V16H48ZM49 18V23L51 22V20H52V18ZM68 17V18H67ZM73 17H75V18H73ZM87 17V18H86ZM13 18V17H12ZM12 18H10V20L8 19V21H10L11 22V20H13ZM22 18H24V16L22 17ZM54 18V19H55ZM65 18V19H64ZM69 18H73V19H69ZM81 18H84V19H87V20H83V19H81ZM139 18V22L141 23H137V21H136V19H138ZM145 18V19H144ZM21 18H17V20H20ZM27 19V18H26ZM25 18L24 19H22V21H23V25H26V24H29L30 25V22L28 23L27 22V20H26ZM31 19H34V18H31ZM46 19V20H45ZM66 19H69V21H70V25L71 26H73L74 24H76V22L75 21H77L78 22V20H80L81 22H83L82 24H81V22H79V26H77L78 28L77 29H79L78 30V32H76V27H75V25L73 26V27H71L70 25H69V27L67 26L68 24H66L67 22H69L68 20H67V22L65 23V21H66ZM76 19V20H75ZM152 19V20H151ZM236 19V20H235ZM29 20H30V17H29ZM64 20V21H63ZM74 20V21H73ZM228 20H233L232 22L231 21H228ZM6 22H8L7 20H5ZM5 21L3 20V25L4 24H6L5 23ZM22 21L20 20V22L21 23H19L18 22V24H20V25H22ZM52 21H54V20H52ZM87 21H91V22H89V23H91V24H93V25H91V27L92 26H94V27H92V28H95V29H93V31L94 32H98V31H100L99 33H95V36H94V32H92V29H89V28H91V27H89L88 25H90V24H88V23H86ZM0 22L2 23V21L0 20ZM25 22H26V24H25ZM72 22V23H71ZM85 22V23H84ZM12 23V22H11ZM10 23V24H11ZM14 23H15V21H14ZM14 23H12L11 24V26L14 24ZM36 23V22H35ZM59 25H58V24ZM74 23V24H73ZM100 23H101V21H100ZM234 23V24H233ZM244 23H245V25H244ZM63 24V25H62ZM87 25L86 27H84V26H82V25ZM7 25H8V23H7ZM15 25H16V23H15ZM32 25H34L33 23H31V25H30V27H32ZM39 25V24H38ZM65 25H66V27H65ZM82 27H81V26ZM239 25V26H238ZM1 27H2V25H0ZM28 25H26V26H24V28H25V30H26V27H27ZM35 26V25H34ZM8 27H10L9 25H8ZM13 27V28H12ZM11 28L13 29L12 31H16V35H14V36H20V37H27L28 38V36H30L33 32H35V31H37V29H38V27L37 26H35L34 27V29L36 28V30L35 31H32V33H31V31L29 32L30 33V35H26L24 32H25V30L23 29V26L21 27V29H23L24 30V32L19 28H17L18 30H16V26H12ZM20 27V26H19ZM30 27H27V33H28V28H30ZM79 27H81V28H79ZM88 27V28H87ZM118 27V28H119ZM238 27H241V28H238ZM10 28V29H11ZM42 28V29H43ZM64 29L65 28V30L66 31H68V32H66V31H61L60 29ZM72 28H75V32H76V34H77V36H78V34L80 33V30H81V33L79 34V36L78 37H82V38H84V36H87V37H85L84 39H82L81 37L80 38H78L76 35H75V33L72 31L73 29ZM236 28V29H235ZM31 30H32V28H30ZM67 29H69L70 31H72L73 32V34L71 33V35H68V34H70L69 32V30H67ZM87 29V30H86ZM89 29V30H88ZM100 29H105V31L103 30V31H101ZM87 32H85V31ZM90 30H91V32H90ZM238 30V31H237ZM6 31H9V30H6ZM11 31V30H10ZM11 31V32H12ZM20 31H21V33H20ZM44 31V32H43ZM58 31L61 33L62 32V34H58ZM84 31V32H83ZM40 32V33H39ZM42 32V33H41ZM46 32V33H45ZM57 32V33H56ZM63 32H65V33H63ZM103 32V33H102ZM105 32V33H104ZM6 33V32H5ZM22 33L23 34H25V35H23L22 36ZM66 33H67V36H66ZM86 33V34H85ZM240 33V34H239ZM243 33V34H242ZM83 34V35H82ZM85 34V35H84ZM98 34V35H97ZM99 34H102V35H99ZM60 35H61V38H60ZM107 35V36H106ZM13 36V37H14ZM45 36V37H44ZM49 36V37H48ZM51 36V37H50ZM53 36H55V37H53ZM57 36H58V38H60V41H59V39L57 38ZM1 37V36H0ZM49 39H48V38ZM66 37H67V39H66ZM76 37H77V40L75 41V39H76ZM99 37H101V39L99 38ZM18 37H16V39H17ZM22 38H20V39H22ZM27 38H23V39H27ZM30 38V37H29ZM43 38H45V39H43ZM46 38H47V40H46ZM75 38V39H74ZM87 38V42H85V39ZM147 38V37H146ZM242 38V39H241ZM14 39V38H13ZM16 39H14V41L16 40ZM20 39H19V41H20ZM89 39V40H88ZM93 39H94V42H93ZM18 40V39H17ZM16 40V41H17ZM38 40V42H36ZM40 40H41V42H45V43H41L40 42ZM43 40V41H42ZM47 42H46V41ZM84 41L83 43L86 45V47L85 46H83L84 44L81 42V41ZM91 40V43H90V45H89V42L88 41H90ZM102 40V41H101ZM105 40V41H104ZM106 40L108 41V42H106ZM14 41H12V42H14ZM15 41V42H16ZM27 41V40H26ZM30 41V42H29ZM68 41V42H69ZM95 41H97V44H95L96 42ZM102 42V43H99V42ZM11 42V41H10ZM40 42V43H39ZM62 42V41H61ZM76 42V43H75ZM103 42H105V43H103ZM22 43H24V40H23V42ZM21 43V44H22ZM39 43V44H38ZM50 43V44H49ZM51 43H52V45H51ZM99 43V44H98ZM9 44V43H8ZM11 44V43H10ZM14 44V43H13ZM13 44H11V45H13ZM17 44H20V43H16L15 45H17ZM48 46H47V45ZM55 44V45H54ZM82 45V46H80V45ZM94 44V45H93ZM33 45V44H32ZM40 45V46H39ZM43 45V47L46 45L47 47H48V50H47V47L45 46V51L44 50H41L43 47H41ZM49 45L51 46V47H49ZM79 45V46H78ZM5 46V47H6ZM23 46H26V44L25 45H23ZM107 46H108V44H107ZM12 47H14V45L12 46ZM27 47V46H26ZM28 47H29V45H28ZM11 48V47H10ZM83 48V49H82ZM6 49V48H5ZM15 49V48H14ZM13 49V50H14ZM24 48L22 47V50H23ZM56 49H58V47L56 48ZM153 50V51H150V50ZM245 49V50H244ZM9 50H11V49H9ZM26 50V49H25ZM24 50V51H25ZM28 51H30L31 53H32V51L30 50V49H27ZM55 50V49H54ZM99 50V51H98ZM229 50H232L233 52L230 54L231 56H230V58L232 59V61L234 62H232V64L229 66H227V68L226 69H224L225 67H226V65L223 67V64H224V62H225V58H224V56L228 53V51ZM6 51V50H5ZM20 51V50H19ZM64 51V52H63ZM72 51V52H71ZM81 51H83V52H81ZM10 52V51H9ZM8 52V53H9ZM40 53V52H38V54L40 53V54H42V56L41 57H43L45 54L44 53ZM66 52V53H65ZM76 52V53H75ZM81 52V53H80ZM7 53V54H8ZM19 52H17V54H18ZM20 53H22V55H23V51H21ZM53 53V54H52ZM56 53L58 54L57 56H59V58L58 59H56V57L54 58V54L56 55ZM65 53V54H64ZM153 53V54H154ZM29 53H27V55H28ZM39 54V55H40ZM71 54H74V55H71ZM156 54L154 55V57L156 56ZM19 55H21V54H19ZM68 55V56H69ZM234 55H236V56H234ZM15 56V57H16ZM51 56H53V58L55 59H52V57ZM109 56V55H108ZM107 56V57H108ZM111 56L112 55H110V57H108L107 58V62H108V60H109V58H111ZM115 57L117 56V55H114ZM113 56V57H114ZM16 57V58H17ZM25 57V58H24ZM78 57H79V55H78ZM84 57H88L87 59L86 58H84ZM92 59H91V58ZM112 57V59H114V61H115V59L116 58H118V59H120V56L118 57H116V58H113ZM240 57V58H239ZM24 58V59H23ZM239 59L238 61H234L235 59ZM0 59V60H1ZM34 59V60H33ZM36 59V60H35ZM52 59V60H51ZM68 59V60H69ZM72 59V60H71ZM76 59H79V58H76ZM117 59V60H118ZM24 60V61H23ZM41 60V61H40ZM49 60H50V62H49ZM53 60H54V62H53ZM74 60V61H73ZM106 61V57H104L103 59H100V61L102 62V63H104V61ZM3 61H2V63H3ZM6 61V62H7ZM38 61V62H37ZM100 61H98V62H100ZM113 61V60H112ZM6 62H4V64L3 65H5V63ZM22 62V64H20L19 65V63H21ZM23 62H25V65H29L30 64V67H25V66H23L24 64H23ZM37 62V63H36ZM46 62V63H45ZM56 62L58 63V64H56ZM59 62H61V63H59ZM111 61H109V63H110ZM154 62H156V61H154ZM236 62V63H235ZM1 63V62H0ZM1 63V64H2ZM27 63V64H26ZM41 63V64H40ZM101 63V64H102ZM227 63H229V61L227 60ZM0 64V65H1ZM7 64V63H6ZM33 66H32V65ZM39 64V65H38ZM46 64V65H45ZM61 65V67H59L58 65ZM70 64V63H69ZM88 64V65H87ZM99 64V63H98ZM101 64H99V65H101ZM234 64V65H233ZM18 65V66H17ZM40 65L42 66L41 68H40ZM58 67H57V66ZM113 65V63L111 62V64H110V66H112ZM238 65H239V67H238ZM32 66V67H31ZM35 66H37V67H35ZM47 66V67H46ZM49 66V67H48ZM4 67V68H3ZM18 67V68H17ZM24 67V68H23ZM33 67H34V69H33ZM80 67V68H79ZM90 67H92V68H90ZM156 67V66H155ZM10 68V69H9ZM11 68H12V70H11ZM21 70H20V69ZM44 68V69H43ZM48 68H50L49 70H48ZM72 68H73V70H74V73H73V71H72ZM23 69H24V71L26 70L27 72L25 73L24 71H23ZM33 69V70H32ZM46 69V70H45ZM78 69V71H76V70ZM21 71L20 72V74H18L19 73V71ZM31 70V71H30ZM37 71V73L35 72V71ZM42 70H45V72L44 71H42ZM79 70H81V72L79 71ZM96 70V71H95ZM5 73H4V72ZM7 71V72H6ZM10 73H9V72ZM91 71H93V72H91ZM3 72V73H2ZM15 74V76H16V78H15V76H13L14 74ZM18 72V73H17ZM24 74H23V73ZM90 72H91V74H90ZM96 72H99L98 73V75H97V73ZM22 73V74H21ZM35 73V74H34ZM80 73H82V74H80ZM11 74V75H10ZM30 74V75H29ZM64 74H66V76H64ZM83 75V77L82 76H78V75ZM88 74H90V75H88ZM93 74H94V76H93ZM85 75V76H84ZM96 75V76H95ZM235 75V76H234ZM14 78H13V77ZM18 76L20 77V78H18ZM28 76V77H27ZM98 76V77H97ZM223 76V77H222ZM82 77V78H81ZM85 77V78H84ZM126 77V76H125ZM219 77H222V78H219ZM17 78H18V80H17ZM32 78V77H31ZM64 78V79H63ZM68 78H66V80L68 79ZM90 80H89V79ZM230 78H231V80L232 81H230ZM233 78V79H232ZM15 79L17 80L15 83H14V81H15ZM30 79V78H29ZM68 79V80H69ZM80 79V80H79ZM88 79V83L87 82H85V80H87ZM227 79L229 80L228 82H227ZM14 80V81H13ZM25 80V79H24ZM56 81H58V79H55ZM82 80V81H81ZM94 82H93V81ZM98 80H101V81H103V82H99ZM7 81V82H6ZM28 81V80H27ZM109 81V80H108ZM216 81H217V83H216ZM220 81V82H219ZM226 82V83H223V82ZM3 82V83H2ZM23 82H25L26 83V81H23ZM21 83V84H25V83ZM97 82V83H96ZM117 82V83H116ZM5 83V84H4ZM7 83V84H6ZM75 83V84H74ZM117 84V87H116V85L115 84ZM128 83H130V84H128ZM133 83H136V84H133ZM231 83H233V84H231ZM10 84V85H11ZM20 84V81H19V84L18 85H21ZM83 84V85H82ZM90 84H96V85H90ZM98 84V85H97ZM132 84V85H131ZM4 85V86H3ZM5 85L7 86V87H5ZM22 85V86H23ZM213 85V86H212ZM216 85H217V87H216ZM220 85V86H219ZM1 86H3V87H1ZM17 86V85H16ZM15 86V87H16ZM68 86V87H69ZM95 86H97V87H95ZM115 86V87H114ZM129 86V87H128ZM9 87V88H8ZM18 87V86H17ZM58 87V86H57ZM62 87V90H64L63 89V86H61ZM66 87H67V85H66ZM67 87V88H68ZM92 87H94L95 89L94 90H92ZM128 87V88H127ZM215 87V88H214ZM7 88V89H6ZM22 88V87H21ZM19 88L20 90H19V92L21 91V93L23 92V96H24V92L25 91H23L24 90V88ZM67 88H66V90H67ZM84 88V90L86 89L85 87H83ZM102 89V91L101 90H99V89ZM115 88V89H114ZM3 89V90H4ZM57 89H59V88H57ZM61 89V88H60ZM72 89H70L69 88V90H72ZM82 89V88H81ZM117 89V90H116ZM46 90V89H45ZM61 90V92H63ZM44 91V90H43ZM47 91H49V90H47ZM96 91V92H95ZM114 91V92H113ZM214 91V92H213ZM72 92V91H71ZM75 92V91H74ZM79 92V93H78ZM93 92H95V93H93ZM104 92V93H103ZM107 92V96H106V93ZM16 93V92H15ZM17 93H18V91H17ZM114 93V94H113ZM158 93V94H157ZM192 93V94H191ZM195 95H194V94ZM44 94V92L43 93H40V95H43ZM46 94V93H45ZM111 94V95H110ZM206 94V95H205ZM210 96H208V95ZM63 95H65V93L63 94ZM63 95H61V96H63ZM88 95V98L90 99V96ZM193 97V96H195L194 97V101L195 102H192L189 98H192L191 96ZM86 96H84V97H86ZM109 96V97H108ZM112 96V97H111ZM190 96V97H189ZM205 98H204V97ZM212 96V97H211ZM216 96V97H215ZM83 97V96H82ZM83 97V98H84ZM189 97V98H188ZM40 98V97H39ZM38 98V99H39ZM43 98V99H42ZM87 98V97H86ZM93 98V97H92ZM104 98H105V101H104ZM185 98H186V100H185ZM197 98V99H196ZM213 98V99H212ZM37 99V100H38ZM95 99V98H94ZM180 99V100H179ZM193 99V98H192ZM215 99V100H214ZM54 100V101H55ZM57 100H60V99H57ZM56 100V101H57ZM74 100H77V99H74ZM82 100V99H81ZM101 100H102V98H101ZM107 100V101H106ZM200 101V103L198 102V104H197V101ZM210 100V101H209ZM56 101H55V103H56ZM86 101H88L87 99H86ZM92 101V100H91ZM189 101H191V103H189ZM204 101H206L205 103H203ZM42 102V101H41ZM59 102V101H58ZM85 102V101H84ZM89 102V101H88ZM174 102H180L179 104H181V106H179V104H178V106L177 105H175L176 103H174ZM182 102V103H181ZM213 102V103H212ZM61 103L62 102H60V105H61ZM173 103V104H172ZM194 103V104H193ZM208 103V104H207ZM214 103H215V105H214ZM220 103V104H219ZM44 104H46L45 106H43L42 107V105H44ZM52 104H54V103H52ZM148 104L145 106V108H144V110H146L147 109V107H148ZM191 104V105H190ZM200 104V105H199ZM202 104H203V106H202ZM212 104L214 105V106H212ZM222 104L223 105H225L224 104V102L222 103V102H218V105H220V106H222ZM37 105V106H36ZM74 105V104H73ZM154 105H157V106H154ZM193 105V106H192ZM34 106L33 107H31L32 109H34ZM66 106V107H65ZM94 106V107H93ZM159 106V107H158ZM188 106V105H187ZM195 106V107H196ZM200 106V107H199ZM212 106V107H211ZM29 107V106H28ZM43 108V110L42 109H40V108ZM56 107V108H55ZM78 107V106H77ZM77 107H75V108H77ZM194 107V108H195ZM211 107V108H210ZM55 108V109H54ZM93 108H95L97 111L95 112V110L93 109ZM187 108V107H186ZM206 108V109H205ZM65 109H63V110H65ZM78 109V108H77ZM168 110V111H165V110ZM197 109V108H196ZM197 109V110H198ZM208 109H212L211 111L209 110V111H206V110H208ZM35 110V109H34ZM37 110V109H36ZM60 110V111H59ZM69 110V111H68ZM79 110H81V107L79 106ZM87 110V109H86ZM205 112H204V111ZM1 111H2V113H4V114H6L7 115V111L9 112L10 110H6V108H5V110H3V109H1ZM1 111H0V113H1ZM4 111V112H3ZM6 111V112H5ZM41 111H43V112H41ZM49 111H47L46 113L48 114H50V115H47L46 116V119L47 120H49V117L51 118V117H54L53 115H52V113L51 112H49ZM85 111V110H84ZM71 112V113H70ZM77 112H79V111H77ZM94 112V113H93ZM100 112H102V113H100ZM216 114V117L212 114ZM79 113H81V112H79ZM78 113V114H79ZM86 113H89V112H86ZM99 113V114H98ZM211 113V114H210ZM4 114H2L4 117H5V119H6V115H4ZM45 114V115H44ZM71 114V115H70ZM197 114H198V112H197ZM41 115H40V117H41ZM65 116V117H68V116ZM86 114H84V116H85ZM99 115V116H98ZM100 115H101V117H100ZM157 115V113H154V115L153 116H156ZM211 115V116H210ZM212 115H213V117H212ZM8 116H10V114H8ZM39 116V115H38ZM49 116V117H48ZM75 116V117H76ZM81 116V115H80ZM88 116H89V114H88ZM103 116V117H102ZM201 116H199V114L197 115V118H196V120L198 121V119L201 117ZM219 116V115H218ZM11 117V116H10ZM64 117V118H65ZM82 117V116H81ZM90 118H91V116H89ZM8 118V117H7ZM90 118H88V121H86L85 119H86V117H84V119H83V124H85V122H90V123H92V121H91V119ZM154 118H156V117H154ZM82 119V118H81ZM60 120V121H59ZM69 120V119H68ZM73 120V121H72ZM90 120V121H89ZM152 120H154V119H152ZM43 121V120H42ZM41 121V122H42ZM59 121V122H58ZM115 121V122H114ZM117 121V122H116ZM139 121V120H138ZM155 121L156 122H159L158 121V119H155ZM45 122V123H46ZM58 122V123H57ZM62 122V123H61ZM42 123H44V122H42ZM51 123V124H52ZM63 123H65L64 125H63ZM54 124H57L56 126L54 125ZM61 124H62V126L63 127H61ZM82 126H81V125ZM101 124V125H100ZM118 124V125H117ZM158 125V123L156 124V123H152V125ZM151 125V126H152ZM71 126V127H70ZM96 127V129H95V127ZM115 126V127H114ZM133 127V130H132V127ZM73 127V128H74ZM86 127V128H87ZM123 127V128H122ZM129 127V128H128ZM98 128H99V130H98ZM107 128V129H106ZM66 129V128H65ZM64 129V130H65ZM82 129V130H83ZM95 131H94V130ZM113 129V130H112ZM24 130L26 131V132H24ZM29 130V131H28ZM79 129H77L76 128V132L78 131ZM82 130L80 131V133H79V131H78V133L79 134H81V132H82ZM101 130V131H100ZM128 131V133H126L127 131ZM22 131L24 132V138L26 139H28V137H30V135H32L31 133H33V131L32 132H30L31 130H30V128H23L22 129ZM53 131H54V134H53ZM92 133H91V132ZM99 131H100V134H99ZM137 132V133H134V132ZM30 132V133H29ZM42 132H44V131H41V133ZM98 132V133H97ZM115 132V133H114ZM40 133V132H39ZM39 133H38V135H39ZM40 133V134H41ZM75 133V132H74ZM89 133H91V134H93V135H91V134H89ZM130 133H131V135H130ZM28 134V135H27ZM45 134H47L46 132H45ZM77 133H75V135H76ZM89 134V135H88ZM95 134V135H94ZM105 134V135H104ZM120 134V135H119ZM37 135V136H38ZM71 135V134H70ZM75 135H72V137L71 138H73ZM97 135V136H96ZM112 135V136H111ZM136 135V136H135ZM137 135H139V136H137ZM27 136V137H26ZM33 137H32V139H30L31 140V142H34V139L33 138H35L34 136H35V133L32 135ZM43 136H45V135H43ZM87 136H88V139H87ZM119 137L118 139H116L117 137ZM130 136V138H127V137H129ZM134 136H135V138H134ZM41 137V136H40ZM54 137V136H53ZM80 137V136H79ZM86 137V138H85ZM89 137L91 138L90 140H89ZM95 137V138H94ZM96 137H97V139H96ZM132 137V138H131ZM137 137H138V139H137ZM76 138V137H75ZM93 138L95 139L94 141H96V142H94L93 141ZM115 138V139H114ZM121 138V139H120ZM39 139V138H38ZM42 139V138H41ZM41 139L40 140H38L39 142H42L41 141ZM78 139V138H77ZM87 139V140H86ZM125 139V140H124ZM127 139V140H126ZM130 139V140H129ZM133 139V140H132ZM29 140V141H30ZM85 140V141H84ZM91 140L93 141V142H91ZM119 140V141H118ZM122 140V142H120ZM36 141V140H35ZM53 141H55L54 139H53ZM63 141V142H62ZM79 141V140H78ZM78 141H76V142H78ZM109 141H111V142H109ZM124 141H127V142H124ZM137 141V142H136ZM67 142L68 143H71L72 145H69V144H67ZM88 142V143H87ZM90 142V143H89ZM112 142H114V143H112ZM135 142H136V144H135ZM139 142V143H138ZM140 142H141V144H140ZM146 142V143H145ZM159 142V141H158ZM34 143H36V142H34ZM53 143H55V145L53 144ZM79 143V142H78ZM83 143V144H82ZM91 143H93V145H94V147H93V145L91 144ZM95 143V144H94ZM103 143V144H102ZM112 143V144H111ZM86 144V145H85ZM87 144H89V145H87ZM111 144V145H110ZM117 144H118V146H117ZM123 144V145H122ZM46 145V144H45ZM92 145V146H91ZM106 145H107V147H106ZM120 145V146H119ZM132 146V147H130V146ZM141 145H143V146H141ZM146 145V146H145ZM67 146H70V147H67ZM88 148H86V147ZM111 146H113V147H111ZM136 146V148H134ZM138 146H141V147H139V148H141L142 149V151H141V149L139 150L140 152H141V154H140V152L138 151ZM37 147V146H36ZM85 147V148H84ZM101 147V148H100ZM110 147V148H109ZM123 147H125L124 149H123ZM53 148V147H52ZM106 148L108 149V151H106ZM132 148V149H131ZM69 149H72V150H74V151H72V150H70L71 151V153L69 152ZM91 149V150H90ZM101 149V150H100ZM105 149V150H104ZM110 149V150H109ZM143 149H145V150H143ZM46 150V149H45ZM53 150V149H52ZM55 151H56V149H54ZM57 150L58 151H60L61 152V150H59L58 148H57ZM85 150V151H84ZM88 150V151H87ZM100 150V151H99ZM136 150H137V152H136ZM53 152V151H48V153L50 154V155H53V154H51L52 152L53 153H56V152ZM87 151V152H86ZM104 151V152H103ZM125 151H127V150H125ZM124 151V152H125ZM130 151V152H129ZM29 152V153H28ZM38 152V153H39ZM89 152H91V154L89 153ZM107 152V153H106ZM111 152V151H110ZM134 152V153H133ZM136 152V153H135ZM139 152V153H138ZM43 153H44V151H43ZM45 153H46V151H45ZM44 153V158H45V156L47 155V154H45ZM63 153V152H62ZM73 153V154H72ZM85 153H88V154H85ZM109 153V154H108ZM142 153H144L143 155H142ZM56 154H57V156H56ZM55 155H53V157L54 156H56L57 158H59L58 156H59V153H56ZM80 154V155H79ZM104 154H106V155H104ZM136 154V155H135ZM139 154V155H138ZM161 154V153H160ZM22 155H24L25 157H23L22 158ZM79 155V156H78ZM87 155V156H86ZM91 155V156H90ZM102 155V157H100ZM109 155V156H108ZM138 155V156H137ZM157 155V157H159L160 155H158V154H156ZM155 155V156H156ZM8 156V155H7ZM10 156V155H9ZM9 156H8V159L10 160V158H9ZM89 156V157H88ZM103 156H104V159H103ZM110 156H112V158L110 157ZM122 156V155H121ZM124 156H123V158H124ZM137 156V157H136ZM140 156V157H139ZM142 156H143V158L145 157V161H147V162H144L143 161V159H141L142 158ZM2 157V156H1ZM0 157V158H1ZM20 157V158H19ZM83 159H82V158ZM106 157H110V158H106ZM157 157H156V160H157ZM11 158V159H12ZM46 158H48V156L46 157ZM45 158V160H46V162H48L49 160H47ZM52 158V157H51ZM50 158V161L52 160ZM66 158H67V160H66ZM102 158V159H101ZM117 158V160H115ZM127 158H124L123 160H125L126 161V163L128 162V159ZM137 158V159H136ZM1 159V160H2ZM18 159V160H17ZM22 159V160H21ZM29 159H31V158H29ZM49 159V158H48ZM85 159V160H84ZM111 159H112V161H111ZM135 159V160H134ZM24 160V161H23ZM52 160V161H53ZM100 160V161H99ZM23 162V163H25V162H28L27 164L25 163L24 165V169H22L21 168V166H22V164L23 163H21V162ZM43 161V162H42ZM50 161L48 162V163H50ZM51 161V163H53ZM82 161V162H81ZM106 161V162H105ZM108 161V162H107ZM111 161V162H110ZM35 162H37V161H35ZM69 162V163H68ZM84 162V163H83ZM86 162H88L87 164H86ZM94 162V163H93ZM112 164V165H110V163ZM116 162V163H115ZM130 162L128 163L129 165H130ZM143 162V163H142ZM12 163V164H13ZM20 165H19V164ZM50 163V164H51ZM55 163L53 164V165H55ZM82 163V164H81ZM104 163V164H103ZM107 163V164H106ZM147 164V166H146V164ZM41 164H42V166H41ZM84 164V165H83ZM98 164L100 165V166H98ZM110 166H109V165ZM127 164V165H128ZM148 164H149V167H148ZM11 165V164H10ZM30 167H32V168H34L35 170L32 172V170L33 169H31V170H28V171H26V172H24L25 171V169L27 170V168H29L28 166ZM47 165V164H46ZM52 165V164H51ZM82 165H83V168L84 167H86L87 166V169H83V171H82ZM107 165V166H106ZM27 166V168H25ZM39 166V167H38ZM109 166V167H108ZM139 166V167H138ZM49 167H52V166H48L47 168H48V170H50L49 169ZM101 167V168H100ZM103 167V168H102ZM104 167H105V170H104ZM106 167H107V169H106ZM130 167V166H129ZM148 167V168H147ZM19 168H21V169H19ZM53 168L55 169V166H53ZM51 169V170H54V169ZM60 168V167H59ZM118 168V167H117ZM117 168H114V169H116L117 170ZM30 169V168H29ZM67 169V170H66ZM99 169H101V170H99ZM104 171H103V170ZM20 170L23 172H20ZM24 170V171H23ZM44 170V169H43ZM45 170H44V172H45ZM96 170V171H95ZM107 170V171H106ZM108 170H110V171H108ZM116 170H113V172L112 173H116L115 175L113 174V176H115L116 178L118 177V174L119 173H117V172H119L118 170H119V168H118V170L116 171ZM5 171H3V172H5ZM12 171V172H13ZM60 171H61V169H60ZM67 171V172H66ZM70 171H72L71 173H70ZM79 171H81V172H79ZM92 171V172H91ZM99 171V172H98ZM115 171V172H114ZM36 172H37V170H36ZM54 173V176H55V173H56V176H59L60 175V179H59V177H57L59 180H60V182L61 181H63V184L61 183H58L57 184V180L58 179H56V176H55V181H53L54 179H53V177H52V179H50V182H48L49 180L47 179V177H49V178H51V175ZM83 172V173H82ZM100 173V174H98V173ZM7 173V172H6ZM9 173H10V171H9ZM20 173H22V174H20ZM45 173V174H46ZM58 173H61V174H58ZM68 173V174H67ZM77 174L78 173V177H77V175L75 174V175H73V174ZM81 173V174H80ZM103 173V174H104ZM111 173V174H112ZM139 172H137L136 171V173H134V175H137ZM19 174V175H18ZM58 174V175H57ZM63 174V175H62ZM66 174V175H65ZM98 174V175H97ZM11 176V173L10 174H6V175H4L5 177H7V176ZM62 175V176H61ZM84 175V176H83ZM86 175H87V179H86ZM129 174L127 173L124 177H126V176H128ZM131 176H132V173L130 174ZM133 175V176H134ZM1 176V175H0ZM3 176V175H2ZM1 176V177H2ZM30 177H32V175H29ZM28 176V178H30ZM101 178H100V177ZM105 176L103 177V178H105ZM108 176V177H109ZM113 176H111V178L113 177ZM36 177V178H35ZM64 177V178H63ZM122 178V179H125V178ZM2 178H4V177H2ZM2 178H0V179H2ZM32 178V179H33ZM43 178L44 179H46L45 181H46V183H45V181L43 180ZM81 179V181H80V179ZM9 179H7V181H9ZM42 179V180H41ZM63 179V180H62ZM99 179H101V180H99ZM113 180H111L110 179V177H109V179L107 180L106 179V181H104V183L105 182H109L110 183V180L111 181H114V177L112 178ZM4 180L6 181V179L4 178ZM85 180V182L83 183V181ZM87 180V181H86ZM92 180V181H91ZM96 180L97 181H101V182H96ZM126 180V179H125ZM0 181H2V182H4L3 180H0ZM6 181V182H7ZM25 181H26V183H27V185H25ZM40 181H41V183H40ZM56 184V187H55V184L53 183V182ZM65 181V182H64ZM91 183H90V182ZM115 181H116V179H115ZM115 181H114V184H115ZM119 181H121V180H119ZM6 182H5V184H6ZM59 182V181H58ZM74 182H76V183H74ZM78 182V183H77ZM81 182V183H80ZM93 182V183H92ZM9 183V185H11V183L10 182H8ZM43 183H45V185L43 184ZM49 183V184H48ZM66 183H67V185H66ZM70 183H72L71 185H69ZM99 183V185L100 184H103V186H101L100 185V187H102V189H100V187H99V185H97ZM43 184V185H42ZM78 184V185H77ZM95 184V185H94ZM106 184H108V183H106ZM3 185H4V183H3ZM25 185V186H24ZM37 185L39 186V188H40V191H42V194H41V192L39 193L38 191V189H37ZM60 186V188H59V186ZM82 185V186H81ZM87 185H88V188H87ZM6 186V185H5ZM8 186V185H7ZM23 186H24V188H27V187H29V188H27V190L26 189H22L23 188ZM65 186V187H64ZM67 186H69V187H67ZM70 186H71V188H70ZM77 188H76V187ZM104 186H106V187H104ZM117 186V185H116ZM3 188V186H2V183H1V186H0V188ZM9 187V186H8ZM7 187V188H8ZM12 187V186H11ZM20 187V186H19ZM58 187V188H57ZM62 187L64 188V189H62ZM94 187L97 189H94ZM99 188V190H101V192L102 191H104V192H100L99 190H98V188ZM4 188H6V187H4ZM66 188V189H65ZM103 188H104V190H103ZM12 189V188H11ZM10 189V190H11ZM35 189V191L37 190V194L35 195L34 193H36V192H34L33 190ZM59 189H60V191L61 192H59ZM87 189V190H86ZM1 190V189H0ZM5 190V189H4ZM3 189H2V191H4ZM15 190V189H14ZM14 190L12 191V193L14 192ZM18 190H20V191H18ZM25 190V191H24ZM30 190V191H29ZM62 190H64V191H68V192H62ZM69 190H70V192H69ZM85 190V191H84ZM89 190H90V192H89ZM96 190V191H95ZM52 191V192H51ZM84 191V193H82V192ZM87 191H88V193H87ZM97 191H99L98 193L99 194H102V198L100 199V196H94V195H98V193H97ZM15 192H14V194H15ZM32 192H34V193H32ZM86 192V193H85ZM93 192H96V193H94L93 194ZM110 192V191H109ZM1 193V195L3 194L2 192H0ZM28 193V194H29ZM59 193L61 194V193H64V194H62L61 196H63L64 195V197H62L61 198V196L59 195ZM68 193V195H65V194H67ZM90 193H92V194H90ZM19 194V193H18ZM34 194V195H33ZM39 194H41V196L39 195ZM70 194H72L71 196H69ZM79 194H81V196L79 195ZM83 194V195H82ZM84 194H86V196L84 195ZM4 195V194H3ZM2 195V196H3ZM24 195L25 194H23L22 193V196H21V194H20V196H21V198L22 197H24ZM39 195V196H38ZM48 197H46V196ZM56 195L58 196V197H56ZM88 195H89V199H88ZM91 195L94 197V199H93V197H92V199H91ZM2 196L0 197V199L2 198ZM17 196H19V195H17ZM20 196H19V199L21 200V198H20ZM26 196V195H25ZM29 196L27 195V197L29 198ZM55 196V198L53 199V197ZM66 196H69L68 197V199H69V201L68 200H66V202H63V201H65V199H66ZM79 196H80V199H78L79 198ZM83 196V197H82ZM74 197V198H73ZM85 197V198H84ZM99 197V198H98ZM106 197V196H105ZM104 197V198H105ZM26 198V197H25ZM24 198V199H25ZM41 198H42V200H41ZM60 198V199H59ZM64 198V200L62 201V199ZM96 198H98V199H96ZM15 199H16V197H15ZM18 199V198H17ZM18 199V200H19ZM23 199V200H24ZM46 199H48V201L46 200ZM87 200V202H86V200ZM100 199V200H99ZM113 199H114V197H113ZM112 199V200H113ZM30 200V199H29ZM27 198H26V201L30 204L31 202L30 201H32V200H30L29 201ZM41 200V201H40ZM50 200V201H49ZM56 200V201H55ZM71 200H73V202H71ZM80 201V203H79V201ZM85 200V201H84ZM94 200V201H93ZM96 200H98V201H96ZM53 201H55L56 203H54ZM78 201V202H77ZM89 201V202H88ZM93 201V204H92V206H91V202ZM100 201V202H99ZM115 201V200H114ZM113 201V202H114ZM1 202H2V200H1ZM31 203L32 204V206L34 205H36V204H34V203ZM36 202V203H37ZM45 202L47 203V205L49 206V208H48V206H46V204H45ZM61 202H63L62 203V210H64V213H65V211H66V209H63V208H66L67 207V211L69 212V216L67 215L66 216V214H64V216L66 217V218H64L65 219V223L62 221V215H58L57 214V212L58 213H60V209H54V208H59V206L61 205L60 203ZM68 202H70L69 204H68ZM82 202H84V203H82ZM94 202H95V204H96V206H94ZM97 202H99L98 204H97ZM26 203V202H25ZM43 203V204H42ZM65 203V204H64ZM77 203V204H76ZM82 203V204H81ZM115 203V202H114ZM28 204V205H29ZM30 204V205H31ZM80 206H82V207H80ZM1 205V204H0ZM66 207H65V206ZM69 205V206H68ZM87 205H88V207H87ZM2 206V205H1ZM32 206H30L31 208H32ZM33 206V208H35ZM54 208H53V207ZM64 206V207H63ZM90 206V207H89ZM106 206H107V208H106ZM114 206V205H113ZM115 206H117L116 205V203H115ZM52 209H51V208ZM61 207V206H60ZM68 207H70L69 208V210H68ZM77 207H79V208H77ZM94 207V208H93ZM39 208H40V210H39ZM42 208V209H41ZM90 208V209H89ZM92 208V209H91ZM102 208H103V210H102ZM116 208V207H115ZM0 209H2V208H0ZM50 209V210H49ZM79 209V210H78ZM110 209V210H109ZM42 210H44L43 212H41ZM84 210H83V212H84ZM100 210V211H99ZM2 211V210H1ZM33 211H36V208H35V210H33ZM78 211V213H76ZM102 211V212H101ZM52 212H54V213H56V215H52L51 213ZM68 212H66V213H68ZM74 214H73V213ZM53 213V214H54ZM61 214V213H60ZM62 214H63V211H62ZM46 215V214H45ZM50 215V216H49ZM58 215V219H61V221L64 223V225L62 226V227H60L58 224H60V220H56V216ZM94 215V214H93ZM96 215H99V214H96ZM264 213L262 212L261 213V215H260V217L261 218H264ZM61 218H60V217ZM54 217V218H53ZM70 217V218H69ZM49 220V223H48V220ZM53 219V222H55V223H53L52 222V219ZM51 219V220H50ZM55 220V221H54ZM262 220V219H261ZM51 221V222H50ZM263 221H264V219H263ZM62 222H61V225H62ZM68 222H69V225H68ZM48 223V224H47ZM56 223H58V224H56ZM51 226H50V225ZM54 224V225H53ZM57 225V226H56ZM68 225V226H67ZM53 227V228H52ZM60 228V229H59ZM66 229H68L67 231H66ZM61 232H60V231ZM52 232V233H51ZM59 232H60V234H59ZM65 233H66V235H65ZM1 234V233H0ZM6 234V233H5ZM4 234V235H5ZM45 234V233H44ZM64 235L67 237L66 238V240H65V238H64ZM47 236V239H48V236H49V238L51 237V235H46ZM44 237H45V235H44ZM0 238H2L1 237V235H0ZM46 239V240H47ZM65 240L66 241V244L64 243V242H62L63 240ZM68 239L70 240V242L68 243ZM44 241V243H45V245H46V242L47 241ZM58 240V241H57ZM15 241V240H14ZM17 241V240H16ZM16 241L15 242H13V245H15V246H17L16 244ZM54 241V240H53ZM57 241V242H56ZM53 243V242H52ZM63 243H64V245H63ZM68 244V245H67ZM5 245H7V242H5ZM12 245V246H13ZM48 245V246H49ZM61 245V246H60ZM47 245H46V247L47 248H45L46 250L49 248ZM13 248H14V246H13ZM50 248H51V246H50ZM59 248V249H58ZM62 248V249H61ZM14 249H16V248H14ZM63 249H65V250H63ZM50 250V249H49ZM62 250V252H60ZM55 251V252H54ZM46 252V251H45ZM60 252V253H59ZM55 253V254H56ZM62 253H63V255H62ZM68 253H70V252H68ZM59 255V256H58ZM60 257H62V258H60ZM60 258V259H59ZM59 260H61V261H59ZM65 262H64V264H66V259L64 260ZM59 262V263H58ZM67 263H68V261H67Z\"/></svg>", "mask_w": 264, "mask_h": 264}]
</instances>
